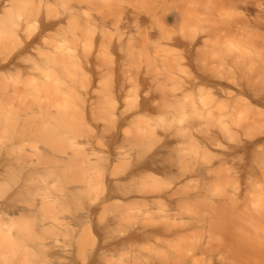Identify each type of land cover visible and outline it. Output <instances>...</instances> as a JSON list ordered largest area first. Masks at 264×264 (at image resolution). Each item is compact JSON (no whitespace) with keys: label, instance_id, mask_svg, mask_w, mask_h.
Listing matches in <instances>:
<instances>
[{"label":"rangeland","instance_id":"obj_1","mask_svg":"<svg viewBox=\"0 0 264 264\" xmlns=\"http://www.w3.org/2000/svg\"><path fill=\"white\" fill-rule=\"evenodd\" d=\"M21 1H23V0H20L18 2V3H20V7L19 6L17 8L14 7V9L8 10L6 12L0 11L1 12L0 17H3L2 19H0V28L2 29V31H0V59L2 57L5 59L7 58L6 60L10 59V57L13 58L9 64H6L4 66L0 65V168H2L4 163L6 162L5 161L6 159H4L5 157L9 158L8 160H10L11 158H15L16 160L15 159H12L13 161L11 160L12 165L17 164L16 166L11 165L12 169L9 165V171H7L8 168H6L7 169L6 171L4 170L5 172H4L3 176L5 178L2 176V180H1L2 183L0 182V208H1L0 210L1 211L4 210V211H2L3 213L5 212V214H6V215L3 214L4 217L5 216H7V218H8V216L10 217L8 219L6 218V220L4 222H0V264H93V263L94 264H174L175 262L177 264H180L181 259H182L183 264H187L188 261H190V260H193V263L191 262V264H194V263L198 264L199 261L201 262L199 264H205V263L206 264H214L216 262V260H217V262L215 264H221V263L227 264L228 260H229V264H264V259L261 257V253H258L259 249L256 246V243H254V241H252V243H253L252 246H250V248H247L252 252L251 255L249 253L250 251L249 252L245 251V250H247L246 248L244 250L245 255L242 253L243 251L240 252L241 251L240 247H243L242 245L239 246L240 251L238 250L239 248H237L238 245L236 246V243L242 244V243H239L241 241L240 238H242L240 236L241 235L240 232H239V234H240L239 240L240 241L239 242L236 241V243H234L236 236L233 237V235L235 233L232 235V237H233L232 238V237H230L231 233L228 231L230 233L228 239L232 238L234 241L232 242V240H230L229 242L232 246H230V244H228L226 246V248H224V246L226 245V242H228V240L225 237H227L226 234H229V233L224 234L225 239L220 237L223 235L222 232H220V233H222V235H220V233H218L219 232L218 230H220L221 227H219V225H218V228H216L217 229L216 230L215 225H214L215 222L219 221V220L217 218H216L217 219L216 221L214 220L215 219L214 210L210 209V207L212 208V206H211L212 202L207 203L209 201H213V202H215V204L224 203V201L226 199L228 200L227 196L229 197V195L237 194L236 192L239 188L240 189L238 190V193H239L238 195L240 196L241 194L244 195L243 193L246 191V188L248 191L249 187L251 186L250 190L248 192H246V193H248V194H246L247 197H248V195L251 196L249 198L250 200L247 198H244L245 196H240L241 197L240 199H242V197H243L244 201H245V204H244V201L242 199L241 205H243V204L248 205L247 209L250 208L251 211H248L247 209H246V211L251 212L252 214H253V212L256 213L257 215L253 214L255 217H257L258 214L260 215L261 209L263 208L262 206H264V145L257 146L256 148H253L252 150H250L251 149L250 148L246 152H245V150H243L241 148V146L237 147V144L239 145L240 142H242L241 140H245L244 142H246L247 140L251 141V140H249V139H251V137L255 136L256 134H260V133L264 132V115H263V112H261L260 106L256 105V104H251V105H253L251 108L245 107L243 104H244V102L249 100L248 97L244 98L243 100H237V98H235L233 100H231V99L225 100V98L224 99L221 98L222 100L220 99V100L214 101V102L212 101L211 97H210V99H208V97H207L205 100L206 101L209 100V101L204 102V104H202L200 102L201 101L200 98L198 96H196L198 93V90L203 89L204 87H205V89H203V91H206V90L211 91L212 89H214V86H212L210 84H209V86H207L208 84L207 85L203 84L205 86L201 87L202 83H199L200 85L197 84L198 86H196V89H195V87L193 88V91H191L192 95H190L191 98H186V97L183 98L184 96H182V98L177 97L178 99L177 98L172 99L171 97H164V95L158 97V95H160V93H161L160 92L161 89H162L161 91H163V90H165L164 88H166V89L169 88L171 90V92H173L172 89H174V88H172V86L175 87V91L179 92L181 90V92H182L183 88L179 89V87L182 86L184 83H186L188 81V79L190 80L189 77L191 76V78H192V74L193 75L196 74V72L199 70L196 68H198V67L201 68L206 63H209V62H207V58L209 56L208 54H210V51H208L209 49L207 47L204 49H203V47L202 48L200 47V49L197 50L198 51L197 53L199 55H202V56L206 55V57L204 56L205 59L203 58L204 59L203 60L194 51L191 53V55H190L191 58H190L189 53L187 52L188 50L186 51V46L176 45V47H177L176 48L175 45L174 46L168 45V46H172V49L170 47L167 49L165 46L167 44H164V43H167L166 38H164L165 32L167 33V31L169 32V30L172 32L175 31V33L178 36H181L182 32H183L184 37H182L183 35L181 37L185 38L186 41H189L192 38V36L194 35V33H195V35L198 34L197 36H199L200 31L205 30V28L202 29V26L206 27V29H207V28H209L208 26H211V24H213V22L215 21V20H213V17L219 18V20L221 18L220 16H223V18L225 17L224 12H226L227 10H225L224 8L220 9L221 3L217 0H214V1L212 0L211 2H209L210 0H202V1H204L203 3L199 2L201 0H197L198 2L195 1V3L197 2L196 5L194 3V0L193 1L192 0H178L179 2L177 1L176 3L174 2L175 0L174 1L173 0H158V1L157 0L156 1L155 0H149L148 1L149 4H148V2L146 3V1H144L145 2V4H144V2H140V0L139 1L138 0L137 1L136 0H133V1L132 0H123V1L122 0H114V1L109 0V3L106 0H98L99 2L97 0H95V1L92 0L95 4L100 3V4H98L99 6H97L91 0H88V1L79 0L78 2H77V0H28V1L26 0L23 2H21ZM80 1L82 2V6L80 4L81 3ZM134 1H135V4H138V6H140V8L136 7V5L134 4ZM161 1H163V2H161ZM215 1H217L219 3V4L217 3L218 4L217 8L215 6L216 5ZM116 2H118L119 4ZM138 2L141 4L143 3L144 5L143 4L139 5ZM168 2H169V4H168ZM181 2H182V4H180ZM121 3H123V4H121ZM131 3H133V4H131ZM161 3H163L164 5L162 6ZM74 4L75 5L77 4L78 6L77 5L75 6ZM167 4H168V7L166 6ZM174 4H176V5H174ZM191 4H194V5H191ZM199 4H201V5H199ZM203 4H205V5H203ZM210 4H212L214 6H212ZM87 5L89 6V8ZM181 5H184V6L181 7ZM79 6H81L83 8L84 12H83V10H79V9H81V7H79ZM91 6H92V8H91ZM151 6H153L154 10L151 8ZM191 6L192 7L195 6V8L194 7L192 8ZM200 6H201V9L198 10ZM157 7H158V9H157ZM175 7H177V9ZM188 7L190 9H188ZM210 7H212V8L210 9ZM114 8L116 9L115 11H113ZM119 8H121V9H119ZM150 8H151V10H150ZM163 8H166V9L164 10ZM169 8L172 11H170ZM182 8H183V10H181ZM202 8H204V10ZM111 9H112V13H109L111 11ZM194 9L197 10V12L196 11L192 12V10H194ZM205 9H207V10H205ZM208 9H210L211 12L213 11V13H211ZM103 10H105V11H103ZM107 10L109 11L108 12L109 14L106 13ZM117 10H122V11L119 12ZM134 10H135V12H134ZM140 10H142V11H140ZM148 10H150V12H152V13L150 14ZM166 10L168 11L169 15L167 14ZM185 10H188L189 12L188 11L186 12ZM221 10H223V12ZM85 11H87V12H85ZM101 11H103V12L99 13ZM116 11H117V13L119 12L118 14L120 16L117 13H115ZM125 11H126V14L124 13ZM129 11H131L133 14ZM161 11H162V13H161ZM173 11L176 13L177 16L179 13V16H178L179 18L177 16L175 17V13ZM177 11H180V12L182 11L181 12L182 15L180 12L177 13ZM203 11L204 12L207 11L206 12L207 15ZM214 11L215 12L218 11L217 14ZM113 12L115 14V18H114ZM164 12L168 15L166 18H165L166 15L164 16V14H165ZM11 13H13V16ZM88 13L90 14L89 15L90 17H87ZM143 13H144V16H143ZM184 13L185 14L188 13L189 15H185ZM196 13H197V15H199V14H202V15H200V17L199 16L197 17ZM229 13L226 16H229ZM69 14L70 15L72 14L71 15L72 19L74 16L76 17V19H74L73 22L71 21L72 19H71V16H69ZM97 14L98 15L101 14V15L98 16ZM106 14H108V15H106ZM116 14H117V17H116ZM183 14L185 16H188V17H184ZM9 15L12 16L11 20L14 21L15 23L14 22L11 23L8 20L10 17ZM203 15H204V17H203ZM137 16H139V17H137ZM217 16H219V17H217ZM43 17L47 21H53V24L50 27H47V29H45L42 33V31L40 30V19ZM181 17H184V21L182 20ZM101 18H104V19H101ZM175 18L176 19L178 18L179 21L178 20L176 21ZM185 18H187V20ZM188 18H190L191 20L189 21ZM90 19H91V21H90ZM106 19H108V20H106ZM120 19L121 20L123 19V20L121 21ZM136 19L137 20L139 19L141 21H139V20L137 21ZM205 19L211 23H208ZM210 19H212L213 21L212 20L210 21ZM99 20H102V22ZM105 20L107 22H105ZM132 20H134V21H132ZM180 20H181V23H180ZM192 20H195V22ZM203 20H205L206 22L204 21L205 22L204 23ZM116 21H117V23H116ZM174 21L178 22V24L176 25L175 24L176 22H174ZM186 21H189V22H186ZM88 22H89V24H88ZM165 22H168L170 24L165 23ZM183 22H185V23L183 24ZM197 22H200V23H197ZM215 22H217V21H215ZM109 23H110V25H109ZM121 23H122V25H121ZM134 23H136V25H139V26H136ZM218 23H219V21H218ZM114 24H116V25L114 26ZM117 24L120 27H118ZM147 24H149L150 26ZM162 24H163V26H162ZM189 24L192 26H190ZM90 25H92V26L90 27ZM74 26L76 27L77 32H76V30H74L75 29ZM123 26H125V27H123ZM164 26H168L170 29H168V28H167L168 30L165 29L164 33H163V30L161 32L160 29L162 27L166 28ZM126 27L128 29H125ZM176 27H177V29H176ZM180 27H182V28H180ZM186 27H188V28H186ZM189 27H190V31L189 30L188 31L190 32L189 33L190 35L186 32V29H189ZM19 28L22 30L24 28V31H23L24 33L21 31L22 32L21 34H23V35H21V37L18 35L19 31H16ZM99 28L101 29V31L103 29L102 33H101ZM105 28H108V29H105ZM118 28H120V29L118 30ZM122 28L124 29L123 31L121 30ZM199 28H201V29H199ZM80 29H81V31H80ZM94 29H95V32L97 34L94 33ZM131 29H133V30H131ZM157 29L161 32V34L159 33V31ZM171 29H173V30H171ZM195 29L197 30V32H195L196 31ZM108 30H110V32ZM120 30H121V32H119ZM128 30H130V31H128ZM143 30L146 32L143 33L142 32ZM177 30H178V33H177ZM80 32H81V34H80ZM192 32H193V34H192ZM203 32H201V35H204V34H202ZM88 33H90V35H88V37H86ZM113 33H114L115 37L112 36ZM121 33H123V34H121ZM140 33H142V34H140ZM25 34H28V35H25ZM38 34L39 35L41 34L40 39L38 36L39 41L37 39H35L33 45L31 44V46H29L25 49H22V47L20 46L21 43L19 41L20 40L19 38H23L24 36L26 37L29 35L31 36L30 38H32V37L37 36ZM104 34L105 35L108 34V35H106L108 37L104 36ZM138 34H139V36H137ZM151 34H152V36H151ZM75 35H76V37H75ZM91 35H93V37ZM131 35H133V36L131 37ZM141 35H142V37L145 35L143 38L141 37L143 40H141V38H139ZM110 36H111V38H110ZM146 36L147 37L149 36L150 38L148 39ZM72 37H74V38H72ZM118 37L122 38L120 40L123 43V46L121 48L118 46H114V45L118 44L117 43V41H119ZM213 37H214V35L212 37L210 36L208 42L213 43V41H215L214 39H217V38H213ZM244 37L242 39H239L240 41H238V42H237V40H238L237 39L236 42L232 43V45L235 43L233 45V46H235L237 43H239V42L242 43L243 41H245L242 44L246 43L247 44V45L245 44L246 47H248L249 45L251 46L253 43L252 44L248 43V42H250V40L249 41L247 40V39H249L248 37H250V39L253 38L255 40V41H253V40L251 41V42H254V44H255V42H256V44L259 43V40L262 38H263V41L262 40H260V41H261V43L264 42V37L248 36V37H245V38H247L246 39L247 41L244 39ZM124 38H126V40H127L126 42H125ZM188 38H189V40H188ZM258 38H259V40H258ZM87 39L90 41L89 42V44L91 43L90 45L88 44ZM144 39H146V40H144ZM151 39L153 41H151ZM101 40H103L105 42V44H103L104 42L102 41L103 42L102 43ZM161 40H163V41H161ZM207 40H208V38H207ZM241 40H242V42H241ZM84 41H87L88 46H86V43H84ZM134 41H136V42H134ZM72 42H75V43L73 44ZM81 42H83V43H81ZM106 42H109L108 45L106 44ZM145 42H147L148 44ZM133 43L135 45L138 43V45L135 46ZM159 43H160V45H159ZM240 43H239V45H240ZM261 43H259V45H261ZM82 44H84V45L81 46ZM143 44H145L144 46H146V47H144ZM97 45L100 46V49L103 52L100 49H98ZM19 46H20V49H19ZM101 46H103V47H101ZM229 46H230V43L222 45L223 48L220 50V52L222 50H224L223 52H225L226 50L236 52L237 48H235L236 49L235 50L233 46H232V48H231V46L230 47ZM263 46H264V43H263ZM48 47H50V48H48ZM68 47L70 48L69 51L67 49ZM81 47L82 48L84 47L83 50ZM88 47L89 48L92 47V48L89 49ZM112 47H114V49ZM138 47H142L143 50H142V48L139 49ZM164 47L166 48L165 50H164ZM252 47H253V45H252ZM256 47L258 48V50H256L257 48L254 49L255 47L252 49L249 47V49L252 50V52L249 49H247V51L249 50L251 52V54H253V57H251L252 55L250 54V52L248 55L245 48L244 49L242 48V50H244V52H245L243 58L245 60H248V57H251L248 60L250 62V60L253 59L254 56L256 55L255 51L257 52L260 50V53H261L262 46H256ZM64 48H66V49H64ZM85 48H87L90 51V53L87 54V52H89V51L87 49L85 50ZM146 48L148 49L147 51H146ZM155 48L158 50H156ZM75 49H76V52L79 54V56H80V54H82L78 60H71L68 57H67V59H69L68 61H67V59H64V58H66L68 53H70L71 51L74 52ZM137 49H139V51ZM176 49H178V50H176ZM180 49L182 52L179 51ZM206 49H207V52L204 51ZM62 50L65 52H63ZM133 50H135V51H133ZM149 50H150V53L152 54V59H154L153 60L154 62L151 61L152 60L151 57H148V59L150 58L149 60L146 59L147 54L149 53ZM239 50L242 52L241 48ZM60 51H62L63 53ZM66 51H68V52L66 53ZM107 51H109V53H106ZM115 51H117V52H115ZM119 51H120V54H119ZM160 51L162 53L163 52L164 53L162 54ZM173 51H176V53ZM199 51L203 54H201ZM80 52H82V53H80ZM127 52L129 54L130 53L132 54V52H134L133 55H135V56H132L131 54L129 55V54H127ZM152 52H154V53H152ZM205 52L207 54H204ZM223 52H221V53H223ZM60 53H62V55L66 54L65 57L63 58V56ZM96 53H98V54H96ZM99 53H102V54L100 55ZM150 53L148 54V56L150 55ZM219 53H215V56L219 57V56H217ZM89 54H91V55H89ZM105 54L107 55V58L110 57L111 54H113L114 56L112 55L113 58L111 56V58H109L108 61H106L105 60L106 57L101 58L103 56H106ZM109 54H110V56H108ZM153 54H154V56L157 55L158 58L156 56L154 58ZM178 54H180V55H178ZM13 55L15 57H13ZM94 55H95V57L102 59V62L104 64L102 62H100L101 61L100 59H97V58L94 59ZM145 55H146V57H144ZM164 55L170 56V57L168 56V62L169 63L165 62V63H167L168 67L166 66V64L162 65V62H163L162 58L163 57L165 58ZM182 55L185 56L184 58H188V59H185L186 61L183 58L180 59V57ZM196 55H197V57L199 56L198 59H197ZM258 55L259 54H257V56H255V58L258 57ZM83 56H85V57L82 58ZM86 56L92 57L93 60H95L94 62L98 61L96 64L94 63L93 70H89V69L87 70V68H88L87 63H85L86 58H87ZM125 56L131 60V63H130V60L126 59ZM167 56L165 59H167ZM175 56L177 58H178V56H180L178 58V63H177V58ZM213 56L214 55L211 56V59ZM138 57H140V58H138ZM143 57H144V59H146L145 61H144ZM173 57H175V58H173ZM259 57H260V55H259ZM156 58H157V61H158V59H160L159 60L160 62L162 59V62L160 63L158 61V63L162 65V66L160 65L161 68L165 67L166 70H168V71H166L164 68H163L164 70H162L160 68L158 63L155 62ZM170 58L172 60H170ZM189 58H190V60H189ZM110 59H112V60H110ZM123 59H124V61L126 60L125 61L126 64L123 63L124 62ZM138 59H140V60H138ZM195 59H196V61L197 60L200 61V59H202V60H201V62H198V61L196 62ZM119 60H121V61H119ZM127 61L131 65L127 64L128 63ZM148 61L152 62L153 64L156 63L159 66L160 70H158L159 69V68H157L158 66H156V69L153 68L155 66V64L153 66V64L151 63V65L149 66L150 63H148ZM174 61H176L177 65L182 64V63L184 64L183 66L180 65L183 68L182 72L179 71V69H181L180 67H178L177 65L175 66ZM188 61H190V64H192V65H190ZM202 61L203 62L205 61V62L203 63ZM109 62L114 63L112 65H114L115 67L113 66V68H110L111 63H109ZM120 62H121V65H120ZM140 62L142 65L140 64ZM145 62H147V63H145ZM75 63H79V65L77 64V66H82V68L80 67V69L83 72L79 71L80 69L75 65ZM106 63H107V65H106ZM134 63H136V65ZM137 63H138V67H139L138 71L136 69ZM172 63H173V66H172ZM198 63H201V64L198 65ZM202 63H203V65H202ZM259 63L261 64V62H259ZM71 64H72V66H71ZM127 65H128V67L130 66L129 69L127 68ZM185 65H186V67H185ZM196 65H197V67H196ZM85 66H86V68H85ZM108 66L110 69L107 68ZM116 66H117V68H116ZM120 66H122V67H120ZM132 66H134L133 68L137 72L136 75H135V70L133 68H132L133 70L130 69ZM140 66H141V68H140ZM151 66H152V69H151ZM262 66L263 67H261V65L258 66V67H260L259 70L261 72L264 71L263 63H262ZM52 67L54 68V71L58 67H59V69L61 67H63V70H62V68L60 69L62 72L61 73L62 75L60 74V72H59L60 70H58V69L55 72H57V73L59 72L58 73L59 75H57V74L55 75V73H54V76L60 77V78L57 77L59 79L58 83H55V82L52 83V82L46 80L47 79L46 76L48 74L44 75V74L49 73V72L51 73V74L49 73L50 75H53V71L48 70V69H53ZM103 67L107 68V71H105L106 69ZM148 67H149L150 71L147 69ZM175 67H177L178 69H176ZM70 68H71V70H70ZM95 68L96 69L98 68V70H96ZM122 68L127 69V73L130 72L127 75L131 76L130 74H132V77H131L132 79L130 78V81H132L133 83H134V81L135 82L137 81V83L132 84L131 82H129L130 84L128 83L129 87H127L128 90L126 91V96H124L126 98L123 97L122 99H120V97H117V95L115 94V91L113 92V90L117 89L116 88L117 83H118L117 73L119 71H121L120 69H122ZM186 69L189 72L191 71L192 73L191 72L189 73ZM109 70L110 71L112 70L113 73H112V71L110 72ZM145 70H148L149 73H148V71L145 72ZM43 71H44V73H42ZM102 71H104V72L101 73ZM108 71L112 75H110L109 73H106ZM156 71H160L162 77H160V73L156 72ZM165 71L169 73L168 76H167L168 73L165 75L162 74V73H166ZM122 72L123 71H121V74H123ZM124 72H126V71H124ZM78 73H79V75H77ZM87 73H88V75H87ZM141 73L142 74L144 73V74L142 75ZM153 73H154V75H153ZM157 73L159 74V76L156 75ZM172 73L174 75L176 74L175 76L177 78L180 76V79H179L180 82L177 81L178 79L175 80L176 77ZM95 74L96 75L98 74L99 77L98 76L95 77L96 76ZM125 74L126 73H124V75ZM177 74L179 76H177ZM42 75H44L46 77V79H43L45 77H43ZM68 75H70V77ZM72 75H75L77 77L72 76ZM144 75H145V77H149L152 75L154 78L156 76V79L159 77L160 80L163 79L164 83L162 81V83H158V85L156 84L157 91H155L153 89V88H155V86H152L153 84L151 86H149L150 84H148L147 82H144L143 79L142 80L140 79ZM78 76H80V77H78ZM102 76H103V78H102ZM110 76H113V81H112V79L111 80L109 79ZM166 76L168 78H170V77L171 78L168 79ZM71 77L72 78L75 77V80H74V78L72 79ZM85 77H86V80H88V81H86L84 79ZM89 77H90V79H87ZM136 77H138V78H136ZM172 77H174V79H172ZM142 78H144V77H142ZM166 78H167V80H165ZM72 80H73V82H72ZM78 80H79V82H78ZM108 81H109V83L110 82L111 83L107 84ZM181 81H183V82H181ZM102 82H104V83H102ZM156 82H159V80L157 79ZM166 82H169V84L168 83L166 84ZM88 83H89L90 87H89ZM112 83H114V84H112ZM94 84L95 85L97 84V85L95 86ZM100 84H102V85H100ZM164 84H165V86H164ZM263 84H264V79L262 80V82L258 83V85H259L258 87H260L259 89L262 88V90H264ZM86 85H87L88 89L85 87ZM146 85H147V87H146ZM159 85H160V87H159ZM157 86H158V88H157ZM100 87H101V89H100ZM104 87L106 89H104ZM110 87H112L114 89L112 90V88L110 89ZM140 87L143 89V91H144V89H145V91H147L149 89L146 90V88L151 87V90L153 89L155 91V94H157V95H155V97H153L154 99L152 98L148 102V106H149L148 108H144V109L141 108V105L143 104L142 93L144 94L145 91L143 92L142 89H139ZM93 88H95V90ZM108 88L110 89V92H112L111 95L114 93L113 94L114 97L112 96V98H111L110 92L108 94V91H109ZM130 88L131 89L134 88V90L132 91L133 93H135L137 95V93L139 92V94L137 96L135 94L133 95V93H131ZM136 88L138 89V91ZM176 88H178V89H176ZM129 89H130V92H129ZM135 89H136V91H135ZM93 90L95 92H96V90H98V91L96 93H93L92 95H91V93L89 94V92H91V91L94 92ZM104 90L107 93L104 92ZM170 90H168V91H170ZM86 92L88 94L87 96H86ZM101 92H103L104 94H99L100 98L98 97L99 98L98 99L96 96H98V93H101ZM194 92H195V94L193 95ZM103 96H104V98H103ZM106 96H108V97H106ZM127 96H129V97H127ZM109 97H110V99H109ZM84 98L86 101L82 100ZM103 99H106V100H103ZM80 100L84 104L83 103L81 104ZM205 103H207L206 105H208V103H210L208 107H211V108H208L207 106H205V107L208 110H211V112L210 111H207V112L203 111V110H206V108L204 109L201 107L203 105H205ZM201 104H202V106L200 107ZM234 104H237L238 106L237 107L235 106V108H234V106H232ZM230 107L235 109V110L231 109L234 112L229 110ZM220 119L221 120L224 119L223 120L224 123L223 122L221 124H219L220 122L217 123L218 121H220ZM223 124L226 126L224 127ZM114 126H116V127H114ZM114 128H115V130H114ZM214 129H216V130L214 131ZM173 130L178 132L177 133L178 137L175 135L176 132H174ZM210 130H212L213 133ZM223 130H226V132ZM168 131L170 133H167ZM172 131L175 133L174 135L176 136V138L174 135L170 136L171 134H173ZM218 131H219V133H217ZM222 131L224 133H222ZM208 132H211L212 134H216V135L219 134V135H217L218 139L215 138L216 135H213V137L216 140L213 139V137L210 136L211 133H208ZM166 134L169 135L168 136L169 139H167L168 137ZM118 135H120V136H118ZM220 135H221V137H220ZM209 136L211 138H209ZM116 137H118V138H116ZM170 137H172V138H170ZM170 139H172V140H170ZM210 139L215 140L216 143H215V141H214V143H211L212 140L209 141ZM204 140L205 141L207 140V141L205 142ZM217 141H219V142H217ZM185 142L188 145H186ZM77 143H79V144L77 145ZM82 143L83 144L85 143V144L83 145ZM177 144L178 145L180 144L183 146L179 147ZM212 144H214V145H212ZM218 144H220V145H218ZM76 145L78 148L79 147L80 148L81 147L87 148L85 150H87L88 152L90 150L89 153H94L93 155H90L91 160H92V165H91L92 167L90 165H88L83 160L84 158L83 159L79 158L80 161L83 160L81 162H84L83 166L80 167V165L82 163L77 158L82 154H81V152H79V151H81L80 148H79V150L75 148ZM215 145H217V146H215ZM234 145H236V147L238 149ZM188 146H190V147H188ZM232 147H235L237 150L235 148H233L235 150L231 149ZM185 148H187V149H185ZM212 148H214V149H212ZM239 148L242 150H239ZM181 149L182 150L184 149L183 153L184 152L186 153L188 151L187 152L188 155L187 154L182 155V153H181L182 151H180ZM230 149L232 151H230ZM175 152H177V153H175ZM44 153H46V154H44ZM77 153H79V154H77ZM28 154H29V156L28 157L25 156V158H24V155H28ZM40 154H42V155H40ZM70 154H72V155H70ZM176 154H177V156H176ZM53 155L54 156L56 155V156L54 157ZM60 155L62 156V158ZM73 155L74 156L79 155V156L73 157ZM38 156L40 157V159L41 158L42 159L40 160ZM51 156H52V159H51ZM71 156L73 157V160H72ZM26 157L28 159L25 161ZM30 157H31V159H30ZM43 157L46 161L43 160ZM64 157H68L69 159L65 158L64 161L62 160L63 162L61 165V162H59V161H61L60 159H63ZM80 157H83V156H80ZM147 157H151L150 161L153 162L152 165L150 163L147 166V167H149L151 165L149 168L143 167L144 170H143V168H141L142 170L140 169L141 171H139V173H137L138 170L137 171L134 170L135 162L138 163L139 162L138 160L141 161ZM173 157H175V158H173ZM57 158H59V159H57ZM74 158H75V161H74ZM223 158H224V160H223ZM76 159H77V161H76ZM171 159L173 161H171ZM28 160H30L31 162H33V160H37L39 162V160H40V162H41V163H37L38 168H36L37 167L36 165L31 166V170L34 171V169L36 168L35 170L39 171V172H36V174H35L36 177L34 178L35 179L34 183L36 185V188L38 187V189H39L41 187L40 189H42L43 191H46V192H42V193L45 194L44 196L47 195L46 197H50V200H48V202L51 201L49 203L50 205H51V203L54 204V202H52V201L57 200V201H59L58 205L60 204V207L62 205L63 208L62 207L60 208L59 206H57V208L59 207L57 209L53 205H51V206L55 207L56 209L53 207L48 208V206H47L48 204L46 203L47 205L44 204L46 206V208L44 211H42L40 209V206H39L41 203L40 202H39L40 204L38 203V201H39L38 195H37L38 197L36 199L37 193L35 194V199H36L35 205H30L29 202H27V198H29V196H26L25 194H22V193H19V194L15 193L17 191L16 189H18L19 184L21 185L23 182H25V178H21V176H20L21 173L19 174V171L21 169L22 170L24 169V167L26 166L25 163L29 164ZM170 161L172 163L173 162L176 163V161L180 162V163H176V164L174 163V166L178 164L179 167L175 166V167H177L176 169L174 167L173 170H170L169 163L172 164ZM195 161L197 162L196 164H194L196 167L193 166V163ZM2 162H3V165H2ZM13 162H14V164H13ZM52 162H56V163H52ZM64 162H67V164ZM70 162H71V164H70ZM74 162L80 163L79 166L77 164H74ZM198 162H199V164H198ZM59 163L61 166L58 165ZM85 163L87 165H85ZM227 163L229 166L227 165ZM30 164L33 165V163H30ZM30 164H29V166H30ZM51 164L52 165L54 164V166L51 167L52 166ZM69 164H70V166H69ZM57 166H58V169H56L57 170L56 171L55 168H57ZM165 166H166V168H165ZM197 166H199V167L197 168ZM200 166L202 167L203 170H201ZM226 166H228V167H226ZM231 166L233 167V169H231L232 168ZM237 166H240V167H237ZM83 167H85V168L83 169ZM28 168L29 167H27L26 169H28ZM51 168H52V171H51ZM43 169H45V170H43ZM86 169L89 172L86 171ZM132 169H133V171H132ZM229 169H231V170H229ZM40 170H42V172ZM84 170L86 171V173ZM167 170H170L171 172L167 171ZM235 170H237V171H235ZM183 171H184L185 175H187V176L182 174ZM227 172L232 173L231 174L232 177H230V175H229L230 173H227ZM6 173H7V175L5 176ZM38 173H39V175H38ZM41 173H42V175H41ZM46 174L47 175L51 174V175L47 176ZM133 174H135V175H133ZM180 174H182V176L184 175V177L182 178L183 180L179 179L182 177V176H180ZM220 175H222L221 177L223 179L220 177ZM38 176H42V177L40 178ZM45 178H46V180H45ZM229 178L231 180H228ZM85 179H86V181H84ZM234 179L236 181H234ZM48 180H49V182H48ZM32 181L33 180H31V181L29 180L26 182L32 183V185L34 186V183ZM41 181H44V182L41 183ZM46 181L48 183H46ZM110 181L112 182V184H113V182L117 183V184L119 183V185L122 184V185H120V187L123 186V188H124L122 190V193L124 192L123 194H125V195L122 194L123 197L121 196V194H120L121 190L119 189L120 191L118 190L119 191L118 192L116 190V192H118L120 195L118 193L114 192L113 193L114 195L110 196L113 198H111V199L109 198V200L107 199L108 198V189H109L108 185L111 183ZM213 181L215 183H213ZM228 181L229 182L231 181L230 184ZM84 182H87V183H84ZM182 182L183 183L185 182V183L183 184ZM203 182H204V184L202 186L201 183H203ZM175 183L177 184V187H182V189L176 188ZM178 183H179V185H180V183L183 185L178 186ZM186 183H188V185ZM226 183H228L230 186ZM40 184H42V185H40ZM46 184H48V185H46ZM247 184H249V185H247ZM88 185H89V188H87ZM128 185H131V186L133 185L134 188H132L131 186H128ZM196 185H198V186L196 187ZM205 185H206L205 189H207L206 194L204 192L205 191L204 190ZM235 185H236V187H235ZM245 185L249 186V187H245ZM81 186L82 187L87 186L86 187L87 189L86 188L82 189ZM126 186H128L129 188H127ZM191 186H193L195 188H192ZM199 186H200V188H199ZM125 187H126V190H128L127 191L128 193L127 192L125 193V191H126ZM137 187L139 188V191H141V190L147 191L148 194L151 195L150 197H154L153 199H155V201L147 202V203L144 202L143 200L139 201L142 199V196L139 195L142 191L140 193H137L138 192ZM170 187H171V189L174 187V189H176V192H178L179 191L178 189H180V191H179L180 194L178 193L179 195L177 194L176 196L183 195V193L187 192L186 188L189 189L190 187H191L190 189L192 191L195 189L193 192L191 191L192 193L199 192V191H201L200 189H203L202 192H200V194L202 193L201 194L202 196L200 195L197 197L187 198L185 200V202H181V203L185 204L184 206L182 204L183 208L180 206L181 203L174 204L175 207H174V205H172L173 208H171V205L167 206V204H165V203H163L164 205H161L162 202L160 201V199H157V194L160 193V192L158 193V191L159 190L165 191V189L170 190ZM43 188H46V189H43ZM197 188H199L198 189L199 191L196 190ZM226 188H227V190H226ZM233 188H235L236 190ZM81 189L82 190L85 189L84 192L86 194L83 191H81ZM133 189H134V192L132 193ZM135 189L137 192H135ZM183 189L184 190L186 189V191L183 192L184 191ZM42 190H39V191H42ZM12 191L14 193H12ZM79 192L83 193V194H81V196H80ZM152 192L153 193L157 192V194H155V196H154V194ZM249 192H250V194H249ZM38 194L41 195V192ZM49 194H50V196H49ZM67 194H69V195H67ZM204 194L207 197L208 196L209 197L207 198ZM226 194H227V196H224ZM61 195L64 196L65 198L63 197L64 199H62ZM84 195H85V197H84ZM203 195L207 199H205V197H203ZM41 196H43V195H41ZM43 197L42 198L39 197V199H41L43 201V203H45V201L43 200ZM54 197H57V198L55 199ZM201 197H203L204 200ZM52 198H54L55 200ZM68 198H70V199L68 200ZM192 198H193V200H192ZM210 198H211V200H209ZM44 199H45V197H44ZM194 199H195V201H194ZM136 200H138V201H136ZM200 200H202V201H200ZM206 200H207V202H206ZM124 201H126V202H124ZM132 201H133V203L134 202L135 203L133 204ZM221 201H223V202H221ZM22 202H24V203H22ZM119 203L120 204L122 203V204L120 205ZM147 204H149V205H147ZM208 204H210V205H208ZM24 205H27L28 209H27V206H24ZM44 205L43 206L41 205L42 208L44 207ZM202 205H203V207H202ZM92 207L97 209V210H94L95 211V213L93 212L94 214L92 213L93 214L92 215L93 222H91L89 224L84 223L87 225H83V222L79 223V225L74 223L75 221L73 219L75 216L73 214H75L76 217H78L77 219H79V217L82 219L85 216V214H87L86 213L87 210H90V208H92ZM184 207H185V209H184ZM204 207H206V208L204 209ZM179 208H181L182 210L180 211ZM256 208H257V211L259 210L258 211L259 213H257V211H254V209H256ZM59 209H61V211ZM122 209H124V210L122 211ZM171 209H174L175 211L171 210ZM126 210H128V211L126 212ZM252 210H253V212H252ZM132 211H134V212H132ZM32 212L34 214H36L34 216L35 218L33 217V214H30ZM172 212L177 217H175L172 214ZM211 212L214 215L211 214L212 215L211 216L209 214ZM19 213H22V214H19ZM116 213L119 216L122 214L121 215V218H122L121 221L123 223L125 221L128 223H125V225H123V223H122V225H119V224H121V221L118 220L120 218H118V215ZM125 214H127V215H125ZM123 215H125V216H123ZM114 216H115V218H114ZM165 216H167V218ZM203 216H205L206 219ZM4 217H2V219ZM123 217H124V220H123ZM164 217H165V219H164ZM194 217L195 218L197 217V218L195 219ZM11 218L12 219L14 218V219L9 220ZM168 218L170 219L169 221H171V219H172V221H174V222L176 221L178 223L179 222L180 223L191 222L194 225V227L191 228L190 230L186 231V234L183 233L184 234L183 236L180 234H176L175 235L176 237L174 235H172V236H165V235L164 236H160V235L155 236L154 235L153 238L150 236L148 239H145V238H142V239L138 238V240H137V238L133 239V241L131 240L128 242L131 245L130 244L128 245L127 242L124 244L120 243V240L123 239L125 234L127 235L129 233V230L134 231V228H136L137 225H138L137 227H141L142 225H144L146 223V225L149 226L148 224L152 223V224H150V226L151 225L155 226L156 224L157 225L161 224V222H163V221H167ZM112 219H115L116 221L118 220L120 223L118 222V223L113 225V223H115L116 221L115 220L112 221ZM127 219H128V221H127ZM190 219H192L193 222ZM257 219L254 221V223H256V224L253 223L254 227H255V228H253V230L251 228V227H253V224L250 223L251 226L249 225V227H248L249 232H252L254 230L257 231L258 226L260 225L259 224L260 218L258 220ZM54 220L56 221V223L55 222L54 223L57 226H59L60 229L62 227L67 228L66 223H69V224L71 223V224L70 225L68 224V226H69L68 229H65V230H64V228H63V230L61 229L63 232L60 233L61 230L57 231V229L59 227L54 225V223H53ZM129 220H130V222H129ZM187 220H189V221H187ZM6 221H8V222H6ZM198 221H200L201 224ZM256 221L259 223L257 224ZM34 222L36 224H34ZM48 222H50V223L48 224ZM194 222H195V224H194ZM203 222H205V223H203ZM211 222H213L214 224ZM5 223H7V224H5ZM139 223H140V225H139ZM210 223H211V226H212V224L214 226L211 227ZM51 224H53V226ZM80 224H82V225H80ZM202 224H204V225H202ZM205 224H206V226H205ZM207 225L209 227H207ZM113 226H115V227L112 228ZM53 227H55V229ZM56 227H57V229H56ZM76 227H77V229L74 230V228H76ZM196 228H198V229L202 228L200 230L201 233H200V231L196 230ZM210 228H212L213 231H211ZM240 228L241 227H238V229H240ZM66 230H68V231H66ZM64 231H66L68 235ZM221 231H222V229H221ZM236 231L238 232V230H236ZM223 232L225 233L226 231H223ZM199 234H200V236H199L200 238H197ZM80 235H81V237H79ZM206 235H208V238ZM168 237H170L171 239ZM172 237H175V238H172ZM183 238H186V239H184L185 241L182 240ZM207 240H209V242ZM225 240H227V241L225 242ZM236 240H237V237H236ZM112 241H114V242H112ZM211 241L213 242L214 245L212 244ZM215 242L216 243L218 242L217 245ZM201 243H204V244H201ZM224 243H225V245L222 246ZM109 244L110 245L112 244L113 249H111L112 247H110ZM114 244L116 245V248H114L115 247ZM122 244H123V246H122ZM171 244H173V245H171ZM174 244H176V246ZM254 244H255V246H254ZM119 245H121V246H119ZM204 245L205 246L208 245V246L205 247ZM213 246H215L217 249H215V247H213ZM101 247L106 249V253H105L107 255L106 257H105V255L103 258L100 256L99 251H100ZM235 248L237 249V251ZM253 248H254V250H252ZM114 249H116L118 251H116ZM213 250H216V251L214 252ZM174 252H176V253H174ZM238 252L240 254H238ZM94 253H95V255H93ZM210 253H211V255H210ZM215 253H216V255H215ZM224 253H226L227 255H225ZM170 254H171V256H170ZM223 254L225 255V257L226 256L227 257L225 258L223 256ZM246 254H248V255L246 256ZM214 255H215V257H213ZM258 255H260V256L258 257ZM220 256L221 257L223 256V259L224 258L225 259L222 260V258ZM249 256H250V258H248ZM100 257H101V259H100ZM170 257H172V259ZM209 257L210 258L212 257V258L210 259ZM254 257H255V259H254ZM260 257L263 260H261ZM183 258L184 259L187 258V261H185L186 260L185 259L184 260L185 262H184ZM219 258H220V260H219ZM257 258L259 259V261ZM194 259L196 262H194ZM249 259H251V260H249ZM254 260H255V262H254ZM98 261H100V262H98ZM223 261H224V263H223Z\"/></svg>","mask_w":264,"mask_h":264},{"label":"bare ground","instance_id":"obj_2","mask_svg":"<svg viewBox=\"0 0 264 264\" xmlns=\"http://www.w3.org/2000/svg\"><path fill=\"white\" fill-rule=\"evenodd\" d=\"M20 0H0V11L2 12H6V11H8V10H11V9H14V7H20V3H18ZM23 1H26V0H23ZM23 1H21V2H23ZM28 1V0H27ZM79 0H77V2H78ZM84 1V0H83ZM86 1H88V0H86ZM92 1V0H91ZM93 1H95V0H93ZM92 1V2H93ZM98 1V0H97ZM108 3H109V0H106ZM112 1H114V0H112ZM123 1V0H122ZM133 1V0H132ZM137 1V0H136ZM139 1V0H138ZM144 1H146V3L149 1V0H140V2H144ZM156 1V0H155ZM158 1V0H157ZM174 1V0H173ZM178 0H175L174 2L176 3ZM193 1V0H192ZM195 1H197V0H194V3H195ZM212 0H210L209 2H211ZM214 1V0H213ZM217 1H219L221 4V8L220 9H222V8H224L225 10H227L226 12H224L225 13V17L223 18V16H220L221 18H220V20H219V18H214L213 17V20H215V21H217V22H213V24H211V26H208L209 28H207L206 29V27H203L201 24V26H202V29L203 28H205V30H201L200 31V33H199V36H197L198 34H196L195 35V33H194V37L192 36V38L189 40V38H188V40L189 41H186L185 40V38H182V37H184V33L182 32V37L181 36H178L176 33H175V31H170L169 30V32L167 31V33L165 32V35H164V38H166V40H167V43H164V44H167V45H165L166 46V48L168 49L169 47L172 49V46H174L175 45V47H176V45H180V46H186V51L189 53V57L191 58V53L194 51V52H198L197 50L198 49H200V47L202 48L203 47V49L204 48H208L209 50L208 51H210V54H208L209 56H208V58H207V62H209V63H206L205 65H203V63L205 62H203L202 63V65H203V67H201V68H196V69H199L197 72H196V74H192V78H191V76L189 77L190 78V80L188 79V81L186 82V83H182L183 85L182 86H180L179 87V89L180 88H183L182 89V92H181V90L179 91V92H177V91H175V87H173L172 86V88H174V89H172L173 90V92H171V90L169 89V88H164L165 90H163V91H161L160 89V95H158V97L159 96H162V95H164V97H171L172 99H176L177 97H179V98H182V96H184L183 98H191V96L190 95H192V93H191V91H193V88L195 87V89H196V86H198L197 84H199V83H202L201 85V87H203V86H205V85H203V84H208L207 86H209V84L210 85H212V86H214V89H212L211 91L210 90H206V91H203V89H205V87L203 88V89H200V90H198V93H197V95L196 96H198L199 98H200V102L202 103V104H204V102H207V101H209V100H205L207 97H208V99H210V97L212 98V101L214 102V101H218V100H220L221 98H225V100H233V99H235V98H237V100H243L244 98H246V97H248L249 98V100L248 101H246V102H244V106L245 107H252L253 105H251V104H256V105H259L260 106V109H261V112H263V115H264V90H262V88L261 89H259L260 87H258L259 85H258V83H260V82H262V80L264 79V71H260L259 70V68L260 67H258L259 65H261V67H263L262 66V63H263V65H264V46H263V43H261V41L260 40H262L263 41V38L262 39H260L259 40V38H258V40H259V43H261V45H259V43H257L256 44V42H255V44H254V42H251L252 40L253 41H255L253 38L252 39H250V37H248V36H260V37H264V0H217ZM217 1H215L216 2V8H217V5L219 4ZM35 2V1H34ZM81 2V1H80ZM99 2V1H98ZM161 2H163V1H161ZM179 2V1H178ZM190 2V1H189ZM198 2V1H197ZM196 2V3H197ZM199 2H204V1H199ZM76 3V2H75ZM91 3V2H90ZM94 3V2H93ZM92 3V4H93ZM97 3V2H96ZM107 3V4H108ZM116 3H118V2H116ZM139 3V2H138ZM173 3V2H172ZM196 3H195V5H196ZM201 3V4H202ZM206 3V2H205ZM218 3V4H217ZM16 4V5H15ZM19 4V5H18ZM81 4V6H82V2L80 3ZM86 4V3H85ZM95 4V3H94ZM98 4H100V3H97V4H95V5H97V6H99ZM104 4V3H103ZM119 4V3H118ZM121 4H123V3H121ZM131 4H133V3H131ZM134 4H135V1H134ZM143 4V3H142ZM141 3H139V5H142ZM144 4H145V2H144ZM143 4V5H144ZM148 4H149V2H148ZM158 4V3H157ZM160 4V3H159ZM168 4H169V2H168ZM168 4L166 5L167 7H168ZM178 4V3H177ZM180 4H182V2L180 3ZM179 4V5H180ZM190 4V3H189ZM188 4V5H189ZM201 4H199V5H201ZM15 5V6H14ZM73 5V4H72ZM75 5V4H74ZM77 5V4H76ZM75 5V6H76ZM84 5V4H83ZM110 5V4H109ZM115 5V4H114ZM117 5V4H116ZM125 5V4H124ZM136 5V7H138V8H140V6H138V4H135ZM147 5V4H146ZM151 5V4H150ZM161 5L163 6L164 4L163 3H161ZM174 5H176V4H174ZM191 5H194V4H191ZM198 5V6H199ZM203 5H205V4H203ZM210 5H212V4H210ZM78 6V5H77ZM81 6H79V7H81ZM88 6V5H87ZM107 6V5H106ZM123 6V5H122ZM172 6V5H171ZM178 6V5H177ZM182 6H184V5H181V7ZM208 6V5H207ZM212 6H214V5H212ZM84 7V6H83ZM108 7V6H107ZM125 7V6H124ZM146 7V6H145ZM159 7V6H158ZM158 7H157V9H158ZM161 7V6H160ZM180 7V6H179ZM180 7V8H181ZM192 7V6H191ZM194 8H195V6H193ZM192 7V8H193ZM197 7V6H196ZM219 7V6H218ZM87 8V7H86ZM88 8H89V6H88ZM91 8H92V6H91ZM103 8V7H102ZM112 8V7H111ZM122 8V7H121ZM121 8H119V9H121ZM151 8L154 10V8H153V6H151ZM151 8H150V10H151ZM156 8V7H155ZM176 9H177V7H175ZM186 8V7H185ZM212 7H210V9H211ZM215 8V7H214ZM79 9V8H78ZM95 9V8H94ZM113 9V8H112ZM112 9H111V11L109 12L108 10L106 11V13H112ZM123 9V8H122ZM126 9V8H125ZM164 10L166 9V8H163ZM162 9V10H163ZM172 9V8H171ZM174 9V8H173ZM188 9H190L189 7H188ZM198 9V8H197ZM201 9V6L199 7V9L198 10H200ZM203 10H204V8H202ZM210 9H208L209 11H210ZM79 10H83V8L81 7V9H79ZM110 10V9H109ZM116 9L114 8V10L113 11H115ZM132 10V9H131ZM143 10V9H142ZM142 10H140V11H142ZM150 10H148L149 11V13L151 14L152 12H150ZM163 10V11H164ZM169 10H170V8H169ZM181 10H183V8L181 9ZM205 10H207V9H205ZM218 10V9H217ZM224 10V11H225ZM93 11V10H92ZM103 11H105V10H103ZM103 11H101V12H99V13H102ZM117 11H122V10H117ZM117 11L115 12V13H117ZM127 11V10H126ZM126 11L124 12L125 14H126ZM138 11V10H137ZM139 11V12H140ZM167 11V10H166ZM165 11V12H166ZM170 11H172V10H170ZM186 12L188 11V10H185ZM194 11H196L197 12V10H192V12H194ZM222 12H223V10H221ZM0 12V13H1ZM13 12V11H12ZM83 12H84V10H83ZM85 12H87V11H85ZM95 12V11H94ZM98 12V11H97ZM118 12V13H119ZM129 12H131V11H129ZM134 12H135V10H134ZM164 12V13H165ZM174 12V11H173ZM178 12H180V11H177V13ZM182 12V11H181ZM180 12V13H181ZM189 12V11H188ZM204 12V11H203ZM207 12V11H206ZM206 12H204V13H206ZM211 12V11H210ZM215 12V11H214ZM217 12L218 11H216L215 13L217 14ZM229 13V16H226L228 13ZM91 13V12H90ZM93 13V12H92ZM108 13V14H109ZM117 13V14H118ZM132 13V12H131ZM138 13V12H137ZM141 13V12H140ZM161 13H162V11H161ZM175 13V12H174ZM211 13H213V11L211 12ZM227 13V14H226ZM12 14V16H13V13H11ZM79 14V13H78ZM108 14H106V15H108ZM113 14H114V12H113ZM117 14H116V17H117ZM123 14V13H122ZM133 14V13H132ZM131 14V15H132ZM167 14H168V11H167ZM166 13L164 14V16H165V18L169 15H167ZM185 14V13H184ZM183 14V15H184ZM192 14V13H191ZM195 14V13H194ZM193 14V15H194ZM210 14V13H209ZM72 15V14H71ZM70 14H69V16H71ZM86 15V14H85ZM90 14L88 13V15H87V17H90L89 16ZM98 15V14H97ZM96 15V16H97ZM101 15V14H100ZM100 15H98V16H100ZM111 15V14H110ZM119 15V14H118ZM135 15V14H134ZM138 15V14H137ZM141 15V14H140ZM171 15V14H170ZM181 15H182V13H181ZM185 15H189L188 13H186ZM184 15V17H188V16H185ZM200 15H202V14H199V15H197V13H196V16L198 17H200ZM206 15H207V13H206ZM205 15V16H206ZM211 15V14H210ZM213 15V14H212ZM222 15V14H221ZM4 16V15H3ZM10 17H9V21L11 22V23H13L14 21H12L11 20V15H9ZM103 16V15H102ZM120 16V15H119ZM122 16V15H121ZM143 16H144V13H143ZM152 16V15H151ZM158 16V15H157ZM177 15H176V13H175V17H176ZM178 16H179V13H178ZM177 16V17H178ZM216 16V15H215ZM110 17V16H109ZM136 17V16H135ZM137 17H139V16H137ZM163 17V16H162ZM172 17V16H171ZM184 17H181L182 18V20L184 21ZM203 17H204V15H203ZM212 17V16H211ZM217 17H219V16H217ZM3 17H0V19H2ZM108 18V17H107ZM112 18V17H111ZM114 18H115V14H114ZM120 18V17H119ZM118 18V19H119ZM143 18V17H142ZM147 18V17H146ZM160 18V17H159ZM164 18V17H163ZM162 18V19H163ZM179 18V17H178ZM176 19V21L178 20L179 21V19ZM193 18V17H192ZM208 18V17H207ZM14 19V18H13ZM71 19H72V16H71ZM74 19H76V17L74 16L73 17V19L71 20L72 22H73V20ZM92 19V18H91ZM91 19H90V21H91ZM101 19H104V18H101ZM110 19V18H109ZM161 19V18H160ZM186 20H187V18H185ZM189 19V21L191 20L190 18H188ZM209 19V18H208ZM218 19V20H217ZM78 20V19H77ZM106 20H108V19H106ZM105 20V22H107ZM111 20V19H110ZM121 20V19H120ZM123 20V19H122ZM121 20V21H122ZM137 20V19H136ZM139 20V19H138ZM137 20V21H138ZM148 20V19H147ZM206 20V19H205ZM205 20H203V22L205 21ZM212 19H210V21H211ZM212 20V21H213ZM70 21V20H69ZM96 21V20H95ZM99 21H101L102 22V20H99ZM104 21V20H103ZM114 21V20H113ZM132 21H134V20H132ZM139 21H141V20H139ZM165 21V20H164ZM176 21H174V22H176ZM189 21H186V22H189ZM192 21H194L195 22V20H192ZM198 21V20H197ZM200 21V20H199ZM207 21V20H206ZM205 21V22H206ZM218 21H219V23H218ZM71 22V23H72ZM76 22V21H75ZM110 22V21H109ZM124 22V21H123ZM126 22V21H125ZM129 22V21H128ZM127 22V23H128ZM162 22V21H161ZM201 22V21H200ZM200 22H197V23H200ZM202 22V23H203ZM204 22V23H205ZM208 22V21H207ZM221 22V23H220ZM15 23V22H14ZM116 23H117V21H116ZM137 23V22H136ZM136 23H134L135 25H136ZM139 23V22H138ZM159 23V22H158ZM165 23H168V22H165ZM173 23V22H172ZM180 23H181V20H180ZM185 22H183V24H184ZM208 23H211V22H208ZM53 24V21H47L46 19H44V17L43 18H41L40 19V30L42 31V33H43V31L45 30V29H47V27H50L51 25ZM73 24V23H72ZM88 24H89V22H88ZM99 24V23H98ZM105 24V23H104ZM108 24V23H107ZM119 24V23H118ZM118 24H117V26H118ZM125 24V23H124ZM132 24V23H131ZM164 24V23H163ZM163 24H162V26H163ZM168 24H170V23H168ZM176 25L178 24V22H176L175 23ZM207 24V23H206ZM87 25V24H86ZM103 25V24H102ZM109 25H110V23H109ZM113 25V24H112ZM116 24H114V26H115ZM120 25V24H119ZM121 25H122V23H121ZM141 25V24H140ZM147 25H149V24H147ZM146 25V26H147ZM160 25V24H159ZM167 25V24H166ZM190 25V24H189ZM195 25V24H194ZM210 25V24H209ZM72 26V25H71ZM76 26V25H75ZM74 26V27H75ZM83 26V25H82ZM92 25H90V27H91ZM136 26H139V25H136ZM150 26V25H149ZM154 26V25H153ZM156 26V25H155ZM180 26V25H179ZM182 26V25H181ZM184 26V25H183ZM186 26V25H185ZM190 26H192V25H190ZM197 26V25H196ZM73 27V28H74ZM118 27H120V26H118ZM123 27H125V26H123ZM131 27V26H130ZM145 27V26H144ZM164 27H166V28H161L160 30H161V32H162V30H163V33H164V30L165 29H170L168 26H164ZM198 27V26H197ZM151 28V27H150ZM172 28V27H171ZM180 28H182V27H180ZM179 28V29H180ZM186 28H188V27H186ZM82 29V28H81ZM81 29H80V31H81ZM90 29V28H89ZM100 29V28H99ZM105 29H108V28H105ZM120 28H118V30H119ZM125 29H128L127 27L125 28ZM139 29V28H138ZM142 29V28H141ZM144 29V28H143ZM167 29V30H168ZM176 29H177V27H176ZM199 29H201V28H199ZM198 29V30H199ZM74 30H76V27H75V29ZM83 30V29H82ZM117 30V31H118ZM122 31L124 30L123 28L121 29ZM121 30L119 31V32H121ZM131 30H133V29H131ZM135 30V29H134ZM150 30V29H149ZM158 30V29H157ZM171 30H173V29H171ZM182 30V29H181ZM190 27H189V29H186V32L189 34L190 32ZM196 30V29H195ZM0 31H2V29L0 28ZM14 31V30H13ZM16 31H19L18 32V35L21 37V35H23V34H21L23 31H24V28H23V30L22 29H18V30H16ZM22 31V32H21ZM100 31H101V29H100ZM102 31H103V29H102ZM102 31H101V33H102ZM109 32H110V30H108ZM128 31H130V30H128ZM136 31V30H135ZM139 31V30H138ZM137 31V32H138ZM141 31V30H140ZM159 31V30H158ZM183 31V30H182ZM76 32H77V30H76ZM83 32V31H82ZM125 32V31H124ZM132 32V31H131ZM143 33L144 32H146V31H142ZM161 32L159 31V33L161 34ZM194 32V31H193ZM193 32H192V34H193ZM195 32H197V30L195 31ZM201 32H203L202 34H204V35H201ZM24 33V32H23ZM41 33V34H42ZM94 33H96L95 32V29H94ZM112 33V32H111ZM155 33V32H154ZM153 33V34H154ZM175 33V34H174ZM177 33H178V30H177ZM186 33V34H187ZM40 34V35H41ZM74 34V33H73ZM80 34H81V32H80ZM97 34V33H96ZM121 34H123V33H121ZM126 34V33H125ZM140 34H142V33H140ZM181 34V33H180ZM25 35H28V34H25ZM40 35L38 34L37 36H35V37H32V38H30L31 36L29 35V36H24L23 38H19L20 40V46L22 47V49H25V48H27V47H29V46H31V44L33 45V43H34V40L35 39H37L38 41H39V39H40ZM43 35V34H42ZM88 35H90V33H88L87 34V36L86 37H88ZM103 35V34H102ZM106 35H108V34H106ZM105 34H104V36H106ZM163 35V34H162ZM190 35V34H189ZM214 35V37L213 38H217V39H214L215 41H213V43L212 42H208L209 41V38H210V36L212 37ZM38 36H39V39H38ZM92 37H93V35H91ZM112 36H114L115 37V35H114V33H113V35ZM120 36V35H119ZM130 36V35H129ZM133 35H131V37H132ZM137 36H139V34L137 35ZM145 36V35H144ZM143 36V37H144ZM150 36V35H149ZM147 37L148 39L150 38V37ZM151 36H152V34H151ZM161 36V35H160ZM248 37L249 39H247V38H245V37ZM44 37V36H43ZM75 37H76V35H75ZM91 37V38H92ZM106 37H108V36H106ZM126 37V36H125ZM142 37V35L139 37V38H141ZM142 37V38H143ZM244 37V39L246 40H250V42H248L249 44H252L253 45V47H252V45L250 46H248V47H246L245 46V44H242L243 42H245V41H243L242 42V40H241V42L242 43H240V45H239V43H237L235 46H233L232 45V43L233 42H236V40H237V42L238 41H240L239 39H242ZM72 38H74V37H72ZM110 38H111V36H110ZM138 38V37H137ZM136 38V39H137ZM141 38V40H143ZM207 38H208V40H207ZM43 39V38H42ZM104 39V38H103ZM122 38H120V37H118V40L119 41H117V43L118 44H116V45H114V46H118V47H122L123 46V43L120 41ZM125 39V42L127 41L126 40V38H124ZM147 39V40H148ZM156 39V38H155ZM158 39V38H157ZM162 39V38H161ZM72 40V39H71ZM86 40V39H85ZM105 40V39H104ZM112 40V39H111ZM117 40V39H116ZM140 40V39H139ZM144 40H146V39H144ZM160 40V39H159ZM165 40V39H164ZM207 40V41H206ZM246 40V41H247ZM257 40V39H256ZM87 41H88V44H89V40L87 39ZM87 41H84V43H86V46H88L87 45ZM103 40H101V42H102ZM114 41V40H113ZM123 41V40H122ZM149 41V40H148ZM151 41H153L152 39H151ZM155 41V40H154ZM161 41H163V40H161ZM211 41V40H210ZM37 42V41H36ZM104 42V41H103ZM102 42V43H103ZM116 42V41H115ZM133 42V41H132ZM134 42H136V41H134ZM230 43V46L232 45L233 47H234V49L235 48H237V50H236V52H232V51H230V50H226L225 52H223L224 50H222L221 52H223V53H221L220 52V50L223 48L222 47V45H224V44H227V43ZM73 44L75 43V42H72ZM81 43H83V42H81ZM100 43V42H99ZM108 43L109 42H106V44L108 45ZM113 43V42H112ZM140 43V42H139ZM142 43V42H141ZM144 43V42H143ZM145 43H147V42H145ZM150 43V42H149ZM154 43V42H153ZM212 43V44H211ZM91 44V43H90ZM89 44V45H90ZM103 44H105V42L103 43ZM132 44V43H131ZM130 44V45H131ZM134 44V43H133ZM148 44V43H147ZM146 44V45H147ZM151 44V43H150ZM155 44V43H154ZM44 45V44H43ZM70 45V44H69ZM76 45V44H75ZM84 44H82L81 46H83ZM135 45V44H134ZM136 45H138V43L136 44ZM135 45V46H136ZM145 44H143V46H144ZM152 45V44H151ZM150 45V46H151ZM159 45H160V43H159ZM158 45V46H159ZM168 45H172V46H168ZM229 45V44H228ZM247 45V44H246ZM255 45V46H254ZM20 46H19V49H20ZM72 46V45H71ZM98 46V45H97ZM104 46V45H103ZM103 46H101V47H103ZM142 46V45H141ZM149 46V45H148ZM227 46V45H226ZM229 46V47H230ZM232 46H231V48H232ZM256 46H262V51H261V53H260V50L259 51H255V56H257V54H259L260 55V57H259V55H258V57H256L255 58V56H254V58L253 59H251L250 60V62L248 61L249 60V58H251V57H253V54H251V52H252V50H250L249 49V47L251 48H254V49H256L257 47ZM108 47V46H107ZM133 47V46H132ZM144 47H146V46H144ZM162 47V46H161ZM228 47V48H229ZM246 47V48H245ZM48 48H50V47H48ZM74 48V47H73ZM82 48V47H81ZM84 48V47H83ZM83 48H82V50H83ZM89 48V47H88ZM90 48H92V47H90ZM89 48V49H90ZM105 48V47H104ZM109 48V47H108ZM113 49H114V47H112ZM139 49L140 48H142V47H138ZM154 48V47H153ZM165 47H164V50L166 49ZM177 48V47H176ZM211 48V49H210ZM241 48V50H242V48L244 49L245 48V50H246V52H247V54L249 55V52H250V54L252 55L251 57H248V60H245L244 58H243V56H244V50H242V52L239 50ZM251 48V49H252ZM64 49H66V48H64ZM68 49V51H69V47L67 48ZM87 48H85V50H86ZM94 49V48H93ZM98 49H100V46H98ZM126 49V48H125ZM139 49H137L138 51H139ZM156 49V48H155ZM182 49V48H181ZM181 49L179 50L180 52H182L181 51ZM233 49V50H234ZM247 49H249L248 51H247ZM48 50V49H47ZM81 50V49H80ZM88 50V49H87ZM92 50V49H91ZM101 50V49H100ZM109 50V49H108ZM121 50V49H120ZM129 50V49H128ZM136 50V51H137ZM142 50H143V48H142ZM148 49L146 48V51H147ZM151 50V49H150ZM150 50H149V53H150ZM154 50V49H153ZM156 50H158V49H156ZM175 50V49H174ZM176 50H178V49H176ZM185 50V49H184ZM256 50H258V48L256 49ZM63 51V50H62ZM62 51H60V52H62ZM68 51H66V53L68 52ZM71 51V50H70ZM89 51V50H88ZM102 51V50H101ZM112 51V50H111ZM124 51V50H123ZM133 51H135V50H133ZM141 51V50H140ZM145 51V50H144ZM178 51V52H179ZM204 51H206L207 52V49L206 50H204ZM253 51V52H254ZM63 52H65V51H63ZM62 52V53H63ZM85 52V51H84ZM83 52V53H84ZM87 52V51H86ZM98 52V51H97ZM100 52V51H99ZM103 52V51H102ZM113 52V51H112ZM115 52H117V51H115ZM129 52V51H128ZM127 52V54H129ZM161 52V51H160ZM173 52H175L176 53V51H173ZM200 52V51H199ZM204 53V54H207V53ZM220 52V53H219ZM259 52V53H258ZM54 53V52H53ZM56 53V52H55ZM62 53H60L61 55H62ZM80 53H82V52H80ZM88 53H90V51L89 52H87V54ZM93 53V52H92ZM106 53H109V51H107ZM141 53V52H140ZM145 53V52H144ZM143 53V54H144ZM148 53V54H149ZM152 53H154V52H152ZM157 53V52H156ZM162 53V52H161ZM164 53V52H163ZM162 53V54H163ZM201 53V52H200ZM214 53V54H213ZM215 53H219L217 56H219V57H216L215 56ZM96 54H98V53H96ZM100 55L102 54V53H99ZM117 54V53H116ZM119 54H120V51H119ZM131 54V53H130ZM129 54V55H130ZM134 54V52H132V56H135V55H133ZM148 54H147V58L146 59H148V57H151V59H152V54L150 53V55L148 56ZM160 54V53H159ZM158 54V55H159ZM167 54V53H166ZM169 54V53H168ZM181 54V53H180ZM180 54H178V55H180ZM185 54V53H184ZM198 54V53H197ZM201 54H203V53H201ZM214 55L213 57H212V59H211V56L212 55ZM246 54V55H247ZM15 55V54H14ZM13 55V57H15ZM56 55V54H55ZM58 55V54H57ZM66 55V54H65ZM65 55H62L63 56V58L65 57ZM82 54H80V56H81ZM89 55H91V54H89ZM106 55V54H105ZM113 54H111V56H112ZM141 55V54H140ZM139 55V56H140ZM187 55V54H186ZM199 55V54H198ZM211 55V56H210ZM80 56H79V54L76 52V49H75V51L73 52V51H71L70 53H68L67 54V56H66V58H64V59H67V57L69 58V59H71V60H78L79 58H80ZM108 56H110V54L108 55ZM111 56L110 57H108L107 58V55L106 56H103V57H101V58H104V57H106L105 58V60L106 61H108V59L109 58H111ZM114 56V55H113ZM113 56H112V58H113ZM153 56H154V54H153ZM157 58H158V56L157 55H155ZM155 56H154V58H155ZM165 56V58H166V56L167 55H164ZM169 56V55H168ZM168 56H167V59H165L164 57L162 58L163 59V62H162V59H161V62H162V65H164V64H166V66H167V63H165V62H168ZM173 56V55H172ZM202 59L204 58V56L206 57V55H204V56H202V55H199ZM199 56L197 57V55H196V57H197V59L199 58ZM85 56H83L82 58H84ZM87 58H86V61H85V63H87V70L89 69V70H93V68H94V63L96 64L97 62H94L95 60H93V58L92 57H89V56H86ZM126 57V56H125ZM124 57V58H125ZM144 57H146V55L144 56ZM144 57H143V59H144ZM170 57V56H169ZM176 57V56H175ZM175 57H173V58H175ZM180 56H178V58H179ZM185 56H181L180 57V59L181 58H183L184 60L185 59H188V58H184ZM188 57V56H187ZM95 58H97V57H95V55H94V59ZM116 58V57H115ZM120 58V57H119ZM123 58V57H122ZM138 58H140V57H138ZM157 58L155 59L156 61L155 62H157L158 63V61L160 60V59H158V61H157ZM177 58V57H176ZM178 58H177V63H178ZM190 58H189V60H190ZM258 58V59H257ZM260 58V59H259ZM7 59V58H6ZM5 58H1L0 59V65H6V64H9L10 62H11V60L13 59V58H11L10 57V59H8V60H6ZM69 59H67V61L69 60ZM97 59H100V58H97ZM126 59H128L127 57H126ZM146 59H144V61L146 60ZM150 59V58H149ZM148 59V60H149ZM202 59H200V61H198V62H201V60ZM205 59V58H204ZM203 59V60H204ZM5 60V61H4ZM101 61L100 62H102V59H100ZM110 60H112V59H110ZM128 60H130V59H128ZM136 60V59H135ZM138 60H140V59H138ZM154 59H152L151 61H153ZM167 60V61H166ZM170 60H172L171 58H170ZM174 60V59H173ZM119 61H121V60H119ZM123 61H124V59H123ZM126 61V60H125ZM123 62V63H125L126 64V62ZM137 61V60H136ZM186 61V60H185ZM195 61H196V59H195ZM196 61V62H197ZM75 62V61H74ZM73 62V63H74ZM99 62V63H100ZM128 62V61H127ZM154 62V61H153ZM160 62V61H159ZM160 62V63H161ZM173 62V61H172ZM180 62V61H179ZM189 62V64H190V61H188ZM195 62V63H196ZM259 62H261V64L259 63ZM72 63V62H71ZM81 63V62H80ZM98 63V64H99ZM103 63V62H102ZM109 63H111V62H109ZM108 63V64H109ZM122 63V64H123ZM130 63H131V60H130ZM129 62L127 63V64H130ZM145 63H147V62H145ZM148 63H150L149 64V66L151 65V63L152 62H149L148 61ZM169 63V62H168ZM174 63H175V66L177 65V63H176V61H174ZM187 63V62H186ZM259 63V64H258ZM77 64L79 65V63H75V65L77 66ZM104 64V63H103ZM112 64H114V63H111V66H110V68H113V66L114 65H112ZM135 65H136V63H134ZM140 64H141V62H140ZM153 64V63H152ZM154 64H155V66H154ZM153 64V68H155L156 69V66H160L161 64H159L158 63V65L156 64V63H154ZM199 64H201V63H198V65ZM258 64V65H257ZM68 65V64H67ZM70 65V64H69ZM102 65V64H101ZM106 65H107V63H106ZM110 65V64H109ZM120 65H121V62H120ZM131 65V64H130ZM142 65V64H141ZM148 65V64H147ZM161 65V66H162ZM180 65H184L183 63L182 64H178L177 66L178 67H180L181 69H179V71L180 72H182L183 70V68H182V66H180ZM190 65H192V64H190ZM59 66V65H58ZM65 66V65H64ZM71 66H72V64H71ZM159 66L157 67V68H159ZM161 66H160V68H161ZM172 66H173V63H172ZM188 66V65H187ZM194 66V65H193ZM79 69H80V67L82 68V66H77ZM115 67V66H114ZM119 67V66H118ZM120 67H122V66H120ZM130 67V66H129ZM129 67H128V65H127V68L129 69ZM134 66H132L130 69L131 70H133L134 68H133ZM138 67V63H137V66H136V69H137V71H138V69H139V67ZM168 67V66H167ZM185 67H186V65H185ZM189 67V66H188ZM187 67V68H188ZM196 67H197V65H196ZM53 68V67H52ZM62 68V70H63V67H61ZM60 68V69H61ZM77 68V69H78ZM85 68H86V66H85ZM103 68H105V67H103ZM108 69H110L109 68V66L107 67ZM107 68H105L106 70L105 71H107ZM116 68H117V66H116ZM124 68V67H123ZM122 68V69H123ZM126 68V67H125ZM133 68V69H132ZM140 68H141V66H140ZM160 68L158 69V70H160ZM166 70V68L165 67H162L161 69L162 70H164V69ZM176 69H178L177 67H175ZM258 68V69H257ZM58 70H60L59 69V67L57 68ZM57 69H55V71L57 70ZM75 69V68H74ZM78 69V70H79ZM96 69V68H95ZM120 69L121 71H123L122 73L123 74H121V71H119L118 73H117V75H118V83H117V89H115V90H113L114 88H112V87H110V89L112 88V90H113V92L115 91V94L117 95V97H120V99H122L124 96H126V91L128 90L127 89V87H129L128 86V83L129 82H131L132 84H134V83H137V81L135 82L134 80V83L132 82V81H130V78L132 77V74H130L131 76H129V75H127V74H129V73H127V69ZM149 71H150V69H149V67L147 68ZM151 69H152V66H151ZM168 69V68H167ZM48 70H52L53 71V75H50L49 73H46V74H44V75H47L46 77H47V79H46V77L44 76V75H42L43 77H45V78H43V79H46V80H48V81H50V82H52V83H58L59 82V79L58 78H60L59 76H54V73H55V75L57 74V75H59L58 73L60 72V74L62 73L61 72V70L57 73V72H55L54 71V68L53 69H48ZM70 70H71V68H70ZM96 70H98V68L96 69ZM114 70V69H113ZM119 70V69H118ZM130 70V71H131ZM135 70V69H134ZM141 70V69H140ZM148 70H145V72H147ZM154 70V69H153ZM187 70V69H186ZM68 71V70H67ZM80 72H83L81 69L79 70ZM78 71V72H79ZM101 71V70H100ZM110 71V70H109ZM109 71L108 72H106V73H109ZM112 71V70H111ZM110 71V72H111ZM124 71H126V72H124ZM149 71H148V73H149ZM166 71H168V70H166ZM165 71V72H166ZM188 71V70H187ZM94 72V71H93ZM104 71H102L101 73H103ZM132 72V71H131ZM141 72V71H140ZM156 72H159L160 73V71H156ZM162 72V71H161ZM170 72V71H169ZM189 72V71H188ZM191 72V71H190ZM189 72V73H190ZM194 72V71H193ZM42 73H44V71L42 72ZM67 73V72H66ZM112 73H113V71H112ZM124 73H126L125 75H124ZM155 73V72H154ZM154 73H153V75H154ZM168 72H166V73H162L163 75H165V74H167ZM171 73V72H170ZM192 73V72H191ZM68 74V73H67ZM70 74V73H69ZM105 74V73H104ZM110 75H112L111 73H109ZM137 74V72H136V70H135V75ZM139 74V73H138ZM142 74V73H141ZM144 74V73H143ZM142 74V75H143ZM173 74V73H172ZM171 74V75H172ZM62 75V74H61ZM71 75V74H70ZM70 75H68L69 77H70ZM76 75V74H75ZM75 75H72V76H75ZM77 75H79V73L77 74ZM87 75H88V73H87ZM96 75V74H95ZM94 75V76H95ZM134 75V74H133ZM156 75H158L159 76V74L157 73ZM169 75V73L167 74V76ZM170 75V76H171ZM174 75V74H173ZM176 75V74H175ZM174 75V76H175ZM90 76V75H89ZM98 76V74L95 76V77H97ZM101 76V75H100ZM106 76V75H105ZM114 76V75H113ZM113 76H110L109 77V79L111 80L112 79V81H113ZM139 76V75H138ZM152 76V75H151ZM149 76V77H145V75L144 76H142V77H144V78H140L141 80L143 79V81L144 82H147L148 84H150L149 86H151L152 84V86H155V88H153L155 91H157V89H156V84L158 85V83H162V81H163V79L162 80H160L159 79V77L157 78L158 80H159V82H156L157 81V79H156V76H155V78L152 76ZM166 76V77H167ZM177 76H179L178 74H177ZM194 76V77H193ZM58 77V78H57ZM75 77H77V76H75ZM75 77H73L74 78V80H75ZM78 77H80V76H78ZM87 77V76H86ZM86 77L84 78L85 80H86ZM99 77V76H98ZM117 77V76H116ZM134 77V76H133ZM160 77H162L161 76V73H160ZM176 77V76H175ZM72 78V77H71ZM72 78V79H73ZM102 78H103V76H102ZM136 78H138V77H136ZM164 78V77H163ZM168 78V77H167ZM167 78L165 79V80H167ZM171 78V77H170ZM170 78H168V79H170ZM87 79H90V77L89 78H87ZM117 79V78H116ZM132 79V78H131ZM172 79H174V77H172ZM178 79V80H177ZM180 76L177 78L176 77V79L175 80H177L178 82H180ZM61 80V79H60ZM71 80V79H70ZM107 80V79H106ZM109 80V81H110ZM140 80V81H141ZM182 80V79H181ZM57 81V82H56ZM86 81H88V80H86ZM109 81H108V83L107 84H110L109 83ZM142 81V82H143ZM161 81V82H160ZM72 82H73V80H72ZM78 82H79V80H78ZM141 82V83H142ZM154 82V83H153ZM181 82H183V81H181ZM258 82V83H257ZM99 83V82H98ZM102 83H104V82H102ZM163 83H164V81H163ZM169 84V82H166V84ZM234 83V84H233ZM75 84V83H74ZM77 84V83H76ZM87 84V83H86ZM112 84H114V83H112ZM130 84V83H129ZM131 84V85H132ZM233 84V85H232ZM84 85V84H83ZM88 85H89V83H88ZM95 85V84H94ZM97 85V84H96ZM95 85V86H96ZM100 85H102V84H100ZM130 85V86H131ZM140 85V84H139ZM200 85V84H199ZM261 85V84H260ZM264 85V84H263ZM105 86V85H104ZM134 86V85H133ZM164 86H165V84H164ZM87 89H88V87H87V85L85 86ZM89 87H90V85H89ZM108 87V86H107ZM146 87H147V85H146ZM159 87H160V85H159ZM99 88V87H98ZM103 88V87H102ZM157 88H158V86H157ZM200 88V87H199ZM94 90H95V88H93ZM100 89H101V87H100ZM104 89H106L105 87H104ZM109 89V88H108ZM110 89H109V91H108V94H109V92H110ZM131 89V88H130ZM130 89H129V92H130ZM137 89V88H136ZM136 89H135V91H136ZM139 89H142L141 87L139 88ZM147 89H149V90H147ZM151 90V87H148V88H146V90L147 91H145V89H144V91H143V89H142V91L144 92V94L142 93V101H143V104L141 105V108L142 109H144V108H148L149 106H148V102L153 98V97H155V95H157V94H155V91L154 90ZM176 89H178V88H176ZM93 90V91H94ZM134 90V88L133 89H131V93H133L132 91ZM158 90V91H159ZM168 90H170V91H168ZM87 91V90H86ZM98 90H96V92H97ZM137 91H138V89H137ZM175 91V92H174ZM196 91V90H195ZM95 91L94 92H89V94L91 93V95L93 94V93H96ZM104 92H106L105 90H104ZM107 93V92H106ZM105 93V94H106ZM111 93L112 92H110V95H111ZM130 93V94H131ZM157 93V92H156ZM159 93V92H158ZM99 94H104L103 92H101V93H98V96H96L97 98L99 97ZM107 94V95H108ZM114 94V93H113ZM111 95V98H112V96L114 97V95ZM135 93H133V95H134ZM139 94V92L137 93V95ZM195 94V92L193 93V95ZM82 95V94H81ZM88 94H87V92H86V96H87ZM96 95V94H95ZM128 95V94H127ZM136 95V94H135ZM136 95V96H137ZM84 96V95H83ZM109 96V95H108ZM108 96H106V97H108ZM132 96V95H131ZM190 96V97H189ZM127 97H129V96H127ZM139 97V96H138ZM157 97V96H156ZM195 97V96H194ZM94 98V97H93ZM96 98V99H97ZM100 98V97H99ZM98 98V99H99ZM102 98V97H101ZM103 98H104V96H103ZM124 98H126V97H124ZM197 98V97H196ZM239 98V99H238ZM109 99H110V97H109ZM154 99V98H153ZM178 99V98H177ZM198 99V98H197ZM83 101H86L85 100V98L84 99H82ZM101 100V99H100ZM103 100H106V99H103ZM112 100V99H111ZM222 100V99H221ZM81 101V100H80ZM211 101V100H210ZM79 102V101H78ZM80 103V102H79ZM83 102L81 101V104H82ZM84 104V103H83ZM202 104L200 105V107L202 106ZM207 103H205V105H203L201 108H206L205 106H209V104L210 103H208V105H206ZM232 106H234V108H235V106L237 107L238 105L237 104H234V105H232ZM84 107V106H83ZM208 108H211V107H208ZM231 109H233L232 107H230V109L229 110H231ZM249 109V108H248ZM203 110V109H202ZM228 110V111H229ZM233 110H235V109H233ZM203 111H205V112H207V111H210L211 112V110H208L207 108H206V110H203ZM232 111V110H231ZM51 112V111H50ZM232 112H234V111H232ZM54 113V112H53ZM57 114V113H56ZM57 116V115H56ZM55 118V117H54ZM222 119V118H221ZM220 119V121H218L217 123H219V124H221L222 122H223V120H221ZM47 120V119H46ZM52 120V119H51ZM49 121V120H48ZM53 121V120H52ZM44 122V121H43ZM48 123V122H47ZM224 123V122H223ZM223 126L225 127L226 125H224L223 124ZM114 127H116V126H114ZM121 127V126H120ZM216 128V127H215ZM121 129V128H120ZM114 130H115V128H114ZM216 129H214V131H215ZM122 131V130H121ZM171 131V130H170ZM174 131V130H173ZM172 131V132H173ZM211 132H212V130H210ZM223 131H225L226 132V130H223ZM222 131V133H224ZM120 132V131H119ZM123 132V131H122ZM171 132V133H172ZM174 132H176V131H174ZM173 132V134H171L170 136H172V135H174L175 133ZM211 132H208V133H211ZM167 133H170L169 131L167 132ZM177 133L178 132H176V136L178 137V135H177ZM207 133V132H206ZM213 133V132H212ZM211 133V134H212ZM217 133H219V131L217 132ZM221 133V134H222ZM114 134V133H113ZM210 134V136L211 137H213V135H216V134H212L211 135ZM122 135V134H121ZM167 135V134H166ZM174 135V136H175ZM206 135V134H205ZM209 135V134H208ZM217 135H219V134H217ZM215 136V138L216 139H218L217 137L218 136ZM118 136H120V135H118ZM169 135H167V137H168ZM176 136H175V138H176ZM207 136V135H206ZM209 136V138H211ZM208 137V136H207ZM220 137H221V135H220ZM116 138H118V137H116ZM170 138H172V137H170ZM208 138V139H209ZM214 137H213V139H215ZM91 139V138H90ZM93 139V138H92ZM167 139H169V137L167 138ZM213 139H210L209 141H211L212 140V142L211 143H214V141L216 140H213ZM170 140H172V139H170ZM249 140H251V141H246V142H244L245 140H241L242 142H240V144L238 145L237 144V147L239 146H241V148L243 149V150H245V152L246 151H248V149H250V150H252L253 148H256L257 146H261V145H264V132H262V133H260V134H256L255 136H253V137H251V139H249ZM91 141V140H90ZM205 141V140H204ZM207 141V140H206ZM205 141V142H206ZM89 142V141H88ZM204 142V143H205ZM217 142H219V141H217ZM168 143V142H167ZM215 143H216V141H215ZM79 143H77V145H78ZM83 144V143H82ZM85 144V143H84ZM83 144V145H84ZM185 144L186 145H188L186 142H185ZM77 145L75 146V148L76 149H78L79 150V148L77 147ZM88 145V144H87ZM178 145V144H177ZM207 145V144H206ZM211 145V144H210ZM212 145H214V144H212ZM218 145H220V144H218ZM179 147L181 146H183V145H178ZM208 146V145H207ZM206 146V147H207ZM215 146H217V145H215ZM214 146V147H215ZM235 147H236V145H234ZM188 147H190V146H188ZM211 147V146H210ZM235 147H232L231 149H233V148H235ZM236 147V148H237ZM91 148V147H90ZM235 148V149H236ZM75 149V150H76ZM85 149H87V148H80V150L81 151H79V152H81V154L82 155H80V156H83V157H80L79 155V157L77 156V155H75V156H77L78 158V160H79V158L81 159H83L88 165H92V160H91V157H90V155H93L94 153H89L90 152V150H89V152L87 151V150H85ZM89 149V148H88ZM177 149V148H176ZM185 149H187V148H185ZM205 149V148H204ZM208 149V148H207ZM206 149V150H207ZM212 149H214V148H212ZM230 149V151H232ZM235 149H233V150H235ZM238 149V148H237ZM236 149V150H237ZM242 149H240L239 148V150H242ZM184 150V149H183ZM183 150L181 149L180 151H182L181 153H182V155H185V154H187L188 155V151L185 153H183ZM210 150V149H209ZM74 151V150H73ZM45 152V151H44ZM77 152V151H76ZM117 152V151H116ZM179 152V151H178ZM37 153V152H36ZM56 153V152H55ZM54 153V154H55ZM175 153H177V152H175ZM180 153V152H179ZM38 154V153H37ZM44 154H46V153H44ZM57 154V153H56ZM75 154V153H74ZM77 154H79V153H77ZM40 155H42V154H40ZM39 155V156H40ZM62 155V154H61ZM60 155V156H61ZM70 155H72V154H70ZM25 156H29V154L28 155H24V158H25ZM38 156V157H39ZM54 156V155H53ZM56 156V155H55ZM54 156V157H55ZM74 155H73V157H75ZM121 156V155H120ZM176 156H177V154H176ZM26 157V159H25V161L28 159ZM33 157V156H32ZM72 157V156H71ZM73 157H72V160H73ZM119 157V156H118ZM11 158V157H10ZM61 158H62V156H61ZM65 158L66 159H69L68 157H64L63 159H60L61 161H59V162H61V165H62V162L65 160ZM150 158L151 157H147V158H144L143 160H138L139 162L137 163V162H135V166H134V170H138L137 171V173H139V171H141L142 169L141 168H143V167H146V168H149L151 165H152V163L153 162H151L150 161ZM173 158H175V157H173ZM184 158V157H183ZM4 159H6L5 161V163H4V165H3V162H2V165H3V167L2 168H0V182H1V180H2V176L4 175V172L7 170L6 168H8V170L7 171H9V165H10V167H11V165H12V159H15V158H11L10 160H8L9 158H4ZM30 159H31V157H30ZM33 159V158H32ZM39 159H40V157H39ZM42 159V158H41ZM40 159V160H41ZM51 159H52V156H51ZM57 159H59V158H57ZM77 159H76V161H77ZM177 159V158H176ZM12 160V161H11ZM16 160V159H15ZM14 160V161H15ZM40 160H39V162L37 161V160H33V162H31L30 160H28L29 161V164L30 163H33V165H31L30 164V166H29V164H27V163H25L26 164V166L27 167H29L28 169H26L27 167L25 166L24 167V169L22 170H20L19 171V174L21 173V178H25V182H23L21 185L19 184V186H18V189H16L17 191L15 192L16 194H19V193H22V194H25L26 196H29V198H27V202H29V204L30 205H35V200L37 199V197L39 196L40 198H42L45 194L44 193H42V192H46V191H43L42 189H38V187L36 188V185H35V183H34V178L36 177V172H39V171H36L35 169L36 168H38V164L37 163H41L40 162ZM43 160H45L44 159V157H43ZM54 160V159H53ZM63 160V161H62ZM71 160V159H70ZM71 160V161H72ZM83 160H81V161H83ZM180 160V159H179ZM223 160H224V158H223ZM4 161V160H3ZM27 161V162H28ZM35 161V162H34ZM37 161V162H36ZM46 161V160H45ZM67 161V160H66ZM74 161H75V158H74ZM80 161V160H79ZM78 161V162H79ZM80 161V162H81ZM171 161H173L172 159H171ZM170 161V162H171ZM57 162V161H56ZM56 162H52V163H56ZM183 162V161H182ZM16 163V162H15ZM36 163V164H35ZM50 163V162H49ZM64 163H66L67 164V162H64ZM69 163V162H68ZM82 164L80 165V167L81 166H83V163L84 162H81ZM85 163V165H87ZM94 163V162H93ZM137 163V164H136ZM151 163V165L149 166V167H147L149 164ZM172 163V162H171ZM174 163L175 162H173L172 164H170L169 163V165H170V170H173V168L175 167V166H177V167H179L178 166V164L177 165H175L174 166ZM176 163H180V162H178V161H176ZM175 163V164H176ZM197 162L195 161L194 163H193V166H195L194 164H196ZM222 163V162H221ZM225 163V162H224ZM13 164H14V162H13ZM44 164V163H43ZM65 164V165H66ZM70 164H71V162H70ZM70 164H69V166H70ZM73 164V163H72ZM74 164H77L78 166H79V164L80 163H75L74 162ZM198 164H199V162H198ZM223 164V163H222ZM1 165V166H2ZM17 164H15V165H12V166H16ZM37 166L35 169H34V171L33 170H31V166ZM52 165V164H51ZM50 165V166H51ZM56 165V164H55ZM58 165H60V163L58 164ZM60 165V166H61ZM64 165V164H63ZM201 165V164H200ZM227 165H228V163H227ZM54 166V164L51 166V167H53ZM59 166V167H60ZM68 166V165H67ZM66 166V167H67ZM89 166V167H90ZM167 166V165H166ZM166 166H165V168H166ZM229 166V165H228ZM228 166H226V167H228ZM43 167V166H42ZM47 167V166H46ZM56 167V166H55ZM92 167V166H91ZM177 167H175V169L177 168ZM196 167V166H195ZM199 166H197V168H198ZM201 167V166H200ZM232 167V166H231ZM230 167V168H231ZM237 167H240V166H237ZM15 168V167H14ZM34 168V167H33ZM32 168V169H33ZM41 168V167H40ZM44 168V167H43ZM50 168V167H49ZM61 168V167H60ZM85 167H83V169H84ZM211 168V167H210ZM11 169H12V167H11ZM54 169V168H53ZM56 169H58V166H57V168H55V170ZM141 169V170H140ZM179 169V168H178ZM177 169V170H178ZM227 169V168H226ZM231 169H233V167L231 168ZM231 169H229V170H231ZM246 169V168H245ZM5 170V171H4ZM15 170V169H14ZM43 170H45V169H43ZM60 170V169H59ZM143 170H144V168H143ZM148 170V169H147ZM170 170H167V171H170ZM186 170V169H185ZM184 170V171H185ZM193 170V169H192ZM201 170H203L202 169V167H201ZM240 170V169H239ZM238 170V171H239ZM41 172H42V170H40ZM51 171H52V168H51ZM57 171V170H56ZM85 171V170H84ZM86 171H88L87 169H86ZM86 171H85V173H86ZM132 171H133V169H132ZM131 171V172H132ZM135 171V172H136ZM184 171H183V173L182 174H184L185 175V173H184ZM235 171H237V170H235ZM246 171V170H245ZM18 172V171H17ZM46 172V171H45ZM55 172V171H54ZM89 172V171H88ZM134 172V173H135ZM143 172V171H142ZM145 172V171H144ZM171 172V171H170ZM193 172V171H192ZM204 172V171H203ZM47 173V172H46ZM51 173V172H50ZM227 173H230V172H227ZM52 174V173H51ZM51 174H48L49 176L51 175ZM88 174V173H87ZM182 174H180V176H182ZM211 174V173H210ZM213 174V173H212ZM232 173H230L229 175H230V177H232V175H231ZM7 175V173L5 174V176ZM38 175H39V173H38ZM41 175H42V173H41ZM47 175V174H46ZM47 175V176H48ZM133 175H135V174H133ZM184 175L181 177V178H179V179H181V180H183L182 178L184 177ZM227 175V174H226ZM185 176H187V175H185ZM222 175H220V177H221ZM224 176V175H223ZM4 177V176H3ZM19 177V176H18ZM38 177H42V176H38ZM209 177V176H208ZM5 178V177H4ZM222 178V177H221ZM223 179V178H222ZM31 181V180H33L32 182L34 183V186L32 185V183H27L26 181ZM45 180H46V178H45ZM50 180V179H49ZM49 180H48V182H49ZM215 180V179H214ZM228 180H231L230 178L228 179ZM37 181V180H36ZM84 181H86V179L84 180ZM234 181H236L235 179H234ZM42 182H44V181H41V183ZM47 181H46V183H48ZM88 182V181H87ZM87 182H84V183H87ZM111 182V181H110ZM109 182V183H110ZM119 182V181H118ZM181 182V181H180ZM229 182V181H228ZM231 182V181H230ZM230 182H229V184H230ZM2 183V182H1ZM121 183V182H120ZM177 183V182H176ZM175 183V184H176ZM183 183V182H182ZM185 183V182H184ZM183 183V184H184ZM213 183H215L214 181H213ZM183 184H181L180 183V185H183ZM187 185H188V183H186ZM202 184V186H203V184H204V182L203 183H201ZM226 184H228V183H226ZM228 184V185H229ZM40 185H42V184H40ZM46 185H48V184H46ZM45 185V186H46ZM81 185V184H80ZM84 185V184H83ZM120 185H122V184H120ZM120 185H119V183L117 184V183H114L113 182V184H112V182L108 185V200H109V198L111 199V198H113V197H110V196H113L114 194V192H116V190L118 191L119 189L121 190V196H122V194L124 193H122V190L124 189L123 188V186L122 187H120ZM124 185V184H123ZM179 185V183H178V186H180ZM214 185V184H213ZM247 185H249V184H247ZM44 186V185H43ZM42 186V187H43ZM128 186H131V185H128ZM128 186H126L127 188H129ZM190 186V185H189ZM188 186V187H189ZM198 185H196V187H197ZM230 186V185H229ZM80 187V186H79ZM78 187V188H79ZM82 187V186H81ZM87 187V186H86ZM86 187H82V189L83 188H86ZM126 187H125V190H126ZM132 188H134L133 187V185L131 186ZM136 187V186H135ZM184 187V186H183ZM187 187V186H186ZM192 188H195V187H193V186H191ZM190 187V188H191ZM228 187V186H227ZM235 187H236V185H235ZM245 187H249V186H246L245 185ZM251 187V186H250ZM250 187H249V189H248V191L250 190ZM87 188H89V185H88V187ZM86 188V189H87ZM122 188V189H121ZM138 188V187H137ZM176 188H180V189H182V187H177V184H176ZM189 188V189H190ZM199 188H200V186H199ZM199 188H197L196 190H198ZM206 188V185H205V187H204V192H205V194L207 193V189H205ZM232 188V187H231ZM43 189H46V188H43ZM81 189V191H83L84 192V190H82ZM180 189H178L179 191H180ZM186 189H187V192H185L186 191ZM183 192H185V193H183V195H180V196H176L178 193L180 194V192L178 191V192H176V189H174V187L171 189V187H170V190H166L165 189V191H163V190H159L158 191V193L159 194H157V192L156 193H153L154 194V196H155V194H157V199H160V201L162 202L161 203V205H164L163 203H165V204H167V206H169V205H171V208H173V206L172 205H174V204H177V203H181V202H185V200L187 199V198H191V197H197V196H200L201 194H200V192H202V190L203 189H200L201 191H199V192H195V193H192L193 191L190 189H188V188H186ZM230 189V188H229ZM233 189H235V188H233ZM240 189V188H239ZM238 189V190H239ZM242 189V188H241ZM14 190V189H13ZM39 190H42V191H39ZM119 190V191H120ZM130 190V189H129ZM189 190V191H188ZM226 190H227V188H226ZM232 190V189H231ZM236 190V189H235ZM234 190V191H235ZM238 190H237V194H233V195H229V197L227 196V194L226 195H224V196H227V198H228V200L226 199L225 201H224V203H218V204H215V202H213V201H209V202H207V200H206V202L207 203H210V202H212L211 204V206H212V208L210 207V209H212V210H214V214H215V221L218 219L219 221H216L215 222V224L213 223V222H211V223H213L214 225H215V229L216 228H218V225H219V227H221L220 228V230H218L219 232L218 233H220V232H222L223 233V235L224 234H226V233H231V235H230V233L229 234H226L227 235V237H225V235L223 236L222 235V233H220V235H222V236H220V237H222V238H226L227 240H228V242H226L227 240H225V242H226V245H225V243L222 245V246H224V248H226V246L228 245V244H230V240H232V242L234 241L232 238L233 237H237V240H236V237H235V242L234 243H236V241L237 242H239L240 240V242L239 243H242V244H238V243H236V246L238 245V247L237 248H239V246L240 245H242L243 247H240L241 248V251H240V248L238 249L240 252H242L244 255H245V251L246 252H249L250 250L249 249H247V248H250V246H252V241H254V243H256V246L258 247V249H259V252L258 253H261V257L264 259V206H262L261 208V212H260V215L258 214V216L257 217H255L253 214H255V215H257L256 213H254L253 212V210H252V212H253V214L251 213V212H248V211H251V209L250 208H248L247 209V207H248V205H244L245 204V201H244V198H247V199H249L251 196H249L248 195V197L246 196V194H248V193H246V192H248L247 191V188H246V191L243 193L244 195H242L241 193V195L240 196H245L244 198L242 197V199H243V201H244V206L243 205H241V203H242V199H240L241 197L238 195L239 193H238ZM80 191V190H79ZM87 191V190H86ZM118 191V192H119ZM128 190H126L125 191V193L127 192ZM131 191V190H130ZM142 191V192H141ZM141 191H139V188H138V192L136 191V189H135V192H137V193H140L139 195H141L142 196V199L141 200H139V201H144V202H152V201H155V199H153L154 197H150L151 195L150 194H148V192L147 191H143V190H141ZM163 191V192H162ZM182 191V190H181ZM192 191V192H191ZM41 192V195H43V196H41V195H39L38 193H40ZM118 192H116V193H118ZM134 192V189H133V191H132V193ZM251 192V191H250ZM250 192H249V194H250ZM12 193H14L13 191H12ZM37 193V194H36ZM68 193V192H67ZM85 193V192H84ZM128 193V192H127ZM136 193V194H137ZM35 194H36V199H35ZM79 194H80V196H81V194H83V193H80L79 192ZM86 194V193H85ZM119 194V193H118ZM119 194V195H120ZM178 194V195H179ZM204 194V195H205ZM38 195V196H37ZM67 195H69V194H67ZM123 195H125V194H123ZM128 195V194H127ZM135 195V194H134ZM203 195V197H205ZM252 195V194H251ZM18 196V195H17ZM21 196V195H20ZM19 196V197H20ZM47 196V195H46ZM46 196H44L45 197V199H44V197H43V200L45 201V203H43V201L41 200V199H39V197H38V203L40 204L39 206H40V209L42 210V211H44L45 210V208H46V206L45 205H47L48 206V208H50V207H53V206H55L56 208H57V206H59L60 207V204L58 205V203H59V201H52V202H54V204L53 203H51V205H53V206H51L49 203L51 202H48V200H50V197H46ZM49 196H50V194H49ZM55 196V195H54ZM62 196V195H61ZM60 196V197H61ZM71 196V195H70ZM202 196V195H201ZM52 197V196H51ZM59 197V196H58ZM64 196H62V199H64L63 198ZM84 197H85V195H84ZM83 197V198H84ZM123 197V196H122ZM203 197H201L203 200H204V198ZM207 197V196H206ZM205 197V199H207ZM11 198V197H10ZM49 198V199H48ZM55 199L57 198V197H54ZM54 198H52V199H54ZM199 198V197H198ZM226 198V197H225ZM12 199V198H11ZM51 199V200H52ZM54 199V200H55ZM67 199V198H66ZM70 198H68V200H69ZM82 199V198H81ZM129 199V198H128ZM127 199V200H128ZM139 199V198H138ZM246 199V200H247ZM126 200V201H127ZM184 200V201H183ZM192 200H193V198H192ZM209 200H211V198L209 199ZM250 200V199H249ZM13 201V200H12ZM20 201V200H19ZM126 201H124V202H126ZM130 201V200H129ZM136 201H138V200H136ZM159 201V200H158ZM194 201H195V199H194ZM200 201H202V200H200ZM21 202V201H20ZM143 202V203H144ZM199 202V201H198ZM205 202V203H206ZM221 202H223V201H221ZM22 203H24V202H22ZM43 203V204H42ZM47 203V204H46ZM57 203V204H56ZM67 203V202H66ZM70 203V202H69ZM68 203V204H69ZM130 203V202H129ZM132 203H133V201H132ZM135 203V202H134ZM133 203V204H134ZM138 203V202H137ZM191 203V202H190ZM189 203V204H190ZM196 203V202H195ZM202 203V202H201ZM248 203V202H247ZM26 204V203H25ZM45 204V205H44ZM64 204V203H63ZM120 204V203H119ZM122 204V203H121ZM120 204V205H121ZM153 204V203H152ZM182 204L183 203H181L180 204V206L182 207ZM192 204V203H191ZM44 205V209L42 208V206ZM50 205V206H49ZM147 205H149V204H147ZM154 205V204H153ZM185 204H183V206H184ZM204 205V204H203ZM203 205H202V207H203ZM208 205H210V204H208ZM263 205V204H262ZM24 206H27V205H24ZM191 206V205H190ZM55 207H53V208H55ZM58 207V208H59ZM61 207H62V205H61ZM60 207V208H61ZM131 207V206H130ZM174 207H175V205H174ZM187 207V206H186ZM55 208V209H56ZM57 208V209H58ZM63 208V207H62ZM99 208V207H98ZM102 208V207H101ZM125 208V207H124ZM134 208V207H133ZM183 208V207H182ZM206 207H204V209H205ZM1 209V208H0ZM27 209H28V206H27ZM103 209V208H102ZM170 209V208H169ZM177 209V208H176ZM184 209H185V207H184ZM246 209L248 210V211H246ZM250 209V210H249ZM30 210V209H29ZM28 210V211H29ZM60 211H61V209H59ZM64 210V209H63ZM94 210H97L96 208H94V207H92V208H90V210H87V214H85V216L81 219L80 217H79V219H77L78 217H76V215L75 214H73L75 217H74V223H76L77 225H79V223H82L83 222V225H87V224H84V223H91V222H93V220H92V215L95 213V211ZM124 209H122V211H123ZM171 210H174V209H171ZM179 210L181 211L182 209L181 208H179ZM1 211V210H0ZM2 211H4V210H2ZM0 212V222H4L5 220H6V218H7V216H5L4 217V215L3 214H5V212L3 213V212ZM67 211V210H66ZM128 210H126V212H127ZM131 211V210H130ZM175 211V210H174ZM254 211H257V208L256 209H254ZM259 211V210H258ZM257 211V213H259ZM94 212V213H93ZM120 212V211H119ZM132 212H134V211H132ZM168 212V211H167ZM93 213V214H92ZM19 214H22V213H19ZM28 214V213H27ZM30 214H33V217L36 215V214H34L33 212L32 213H30ZM117 214V213H116ZM135 214V213H134ZM172 214H173V212H172ZM210 215L211 214H213L212 212L211 213H209ZM213 214V215H214ZM6 215V214H5ZM38 215V214H37ZM118 215V214H117ZM122 215V214H121ZM121 215L119 216L118 215V218H120V219H118V220H122V218H121ZM125 215H127V214H125ZM125 215H123V216H125ZM131 215V214H130ZM166 215V214H165ZM174 215V214H173ZM31 216V215H30ZM175 216V215H174ZM212 216V215H211ZM2 217H4L3 219H2ZM166 218H167V216H165ZM165 217H164V219H165ZM175 217H177V216H175ZM174 217V218H175ZM204 218H205V216H203ZM209 217V216H208ZM8 218H10L9 216H8ZM7 218V219H8ZM35 218V217H34ZM73 218V217H72ZM71 218V219H72ZM114 218H115V216H114ZM126 218V217H125ZM128 218V217H127ZM131 218V217H130ZM173 218V217H172ZM183 218V217H182ZM195 218V217H194ZM197 218V217H196ZM195 218V219H196ZM217 218V219H216ZM259 219L260 221V223L259 222H257V224L259 223L260 225L258 226V229H257V231H252L253 230V228H255L254 227V224H256V223H254V221L256 220V219ZM14 219V218H13ZM12 218L11 219H9V220H13ZM28 219V218H27ZM33 219V218H32ZM81 219V220H80ZM194 219V220H195ZM203 219V218H202ZM206 219V218H205ZM212 219V218H211ZM257 219V220H258ZM2 220V221H1ZM113 220H115V219H112V221ZM114 221L115 223H113V225L114 224H116V223H118L119 221ZM123 220H124V217H123ZM126 220V219H125ZM142 220V219H141ZM145 220V219H144ZM170 219L168 218V220L167 221H163V222H161V224H159V225H155V226H150V224H152V223H147L149 226H147L146 225V223L144 224V225H142L141 227H137L136 226V228H134V231H131V230H129V233L126 235L125 234V236L123 237V239H121L120 240V243H128L129 241H133V239H136L137 238V240H138V238H145V239H148L150 236L153 238V236L155 235H160V236H172V235H176V234H180V235H184L183 233H185L186 234V231H188V230H190L191 228H193L194 227V225L191 223V222H186V223H178V222H174V221H172V219H171V221H169ZM186 220V219H185ZM184 220V221H185ZM191 221H192V219H190ZM201 220V219H200ZM37 221V220H36ZM35 221V222H36ZM127 221H128V219H127ZM146 221V220H145ZM187 221H189V220H187ZM6 222H8V221H6ZM34 222V224H36ZM51 222V221H50ZM50 222H48V224L50 223ZM56 223V221L54 220L53 221V223ZM129 222H130V220H129ZM142 222V221H141ZM140 222V223H141ZM160 222V221H159ZM193 222V221H192ZM199 223H200V221H198ZM202 222V221H201ZM206 222V221H205ZM205 222H203V223H205ZM54 223V225H56ZM120 223V222H119ZM122 221H121V224H119V225H122ZM125 223H128V222H124L123 223V225H125ZM138 223V222H137ZM140 223H139V225H140ZM211 223H210V226H211ZM218 223V224H217ZM250 223L251 224H253V227H251L252 228V232H249V225H250ZM5 224H7V223H5ZM39 224V223H38ZM64 224V223H63ZM68 224L69 223H66V226H67V228H65V227H62L61 229L63 230V228H64V230L65 229H68ZM71 224V223H70ZM69 224V225H70ZM194 224H195V222H194ZM201 224V223H200ZM212 224V226L211 227H213L214 225ZM52 226H53V224H51ZM76 225V226H77ZM80 225H82V224H80ZM112 225V224H111ZM110 225V226H111ZM118 225V226H119ZM202 225H204V224H202ZM201 225V226H202ZM217 225V226H216ZM239 225V226H238ZM248 225V226H247ZM57 226V225H56ZM117 226V225H116ZM198 226V225H197ZM205 226H206V224H205ZM251 226V225H250ZM57 227H59V226H57ZM57 227H56V229H57ZM90 227V226H89ZM115 226H113L112 228H114ZM207 227H209L208 225H207ZM238 227H241L240 229H238ZM54 229H55V227H53ZM60 229V227L57 229V231H59V230H61ZM70 229V228H69ZM77 229V227L76 228H74V230H76ZM132 229V228H131ZM202 229V228H201ZM200 228L198 229V228H196V230H198V231H200L201 230ZM211 229V231H213L212 230V228H210ZM221 229H222V231H221ZM60 231V233H62L63 231ZM84 230V229H83ZM217 230V229H216ZM236 230H238V232L236 231ZM241 230V231H240ZM56 231V230H55ZM66 231H68V230H66ZM66 231H64V232H66ZM80 231V230H79ZM78 231V232H79ZM223 231H226L225 233L223 232ZM229 231V232H228ZM73 232V231H72ZM83 232V231H82ZM194 232V231H193ZM192 232V233H193ZM196 232V231H195ZM207 232V231H206ZM237 232V233H236ZM239 232L241 233V235L239 234ZM247 232V233H246ZM200 233H201V231H200ZM216 233V232H215ZM217 233V234H218ZM235 233V234H234ZM243 233V234H242ZM66 234H67V232H66ZM234 234V235H233ZM68 235V234H67ZM196 235V234H195ZM211 235V234H210ZM229 235H230V237H232V235H233V237L231 238V239H228L229 238ZM239 235L242 237V238H240L239 237ZM70 236V235H69ZM200 236V234L198 235V237L197 238H200L199 237ZM204 236V235H203ZM202 236V237H203ZM207 236V238H208V235H206ZM216 236V235H215ZM78 237V236H77ZM79 237H81V235L79 236ZM158 237V236H157ZM176 237V236H175ZM175 237H172V238H175ZM217 237V236H216ZM160 238V237H159ZM168 238H170V237H168ZM182 238V237H181ZM206 238V239H207ZM224 238V239H225ZM239 238H240V240H239ZM171 239V238H170ZM184 239H186V238H183L182 240H184ZM193 239V238H192ZM205 239V240H206ZM162 240V239H161ZM166 240V239H165ZM202 240V239H201ZM200 240V241H201ZM204 240V241H205ZM212 240V239H211ZM179 241V240H178ZM181 241V240H180ZM185 241V240H184ZM193 241V240H192ZM208 242H209V240H207ZM112 242H114V241H112ZM182 242V241H181ZM212 242V241H211ZM195 243V242H194ZM216 243V242H215ZM218 243V242H217ZM217 243H216V245H217ZM108 244V243H107ZM113 244V243H112ZM112 244L110 245V247H112ZM116 244V243H115ZM114 244V248H116V245ZM123 244H122V246H123ZM130 243H128V245H129ZM177 244V243H176ZM176 244H174L175 246H176ZM201 244H204V243H201ZM212 244H213V242H212ZM220 244V243H219ZM108 245V246H109ZM127 245V246H128ZM131 245V244H130ZM170 245V244H169ZM171 245H173V244H171ZM181 245V244H180ZM198 245V244H197ZM214 245V244H213ZM234 245V244H233ZM101 246V245H100ZM107 246V245H106ZM105 246V247H106ZM119 246H121V245H119ZM125 246V245H124ZM182 246V245H181ZM205 246V245H204ZM208 246V245H207ZM207 246H205V247H207ZM211 246V245H210ZM230 246H232L231 244H230ZM235 246V247H236ZM249 246V247H248ZM254 246H255V244H254ZM204 247V248H205ZM213 247H215V246H213ZM61 248V247H60ZM120 248V247H119ZM122 248V247H121ZM125 248V247H124ZM245 248L247 249V250H245ZM110 249V248H109ZM111 249H113V247L111 248ZM215 249H217L216 247H215ZM228 249V248H227ZM236 249V248H235ZM257 249V248H256ZM114 250H116V249H114ZM212 250V249H211ZM245 250V251H244ZM252 250H254V248L252 249ZM109 251V250H108ZM116 251H118V250H116ZM120 251V250H119ZM214 252L216 251V250H213ZM218 251V250H217ZM236 251H237V249H236ZM97 252V251H96ZM179 252V251H178ZM106 249L105 248H102L101 247V249H100V251H99V254H100V256L103 258L104 257V255H105V257L107 256L106 254ZM113 253V252H112ZM174 253H176V252H174ZM213 253V252H212ZM250 253V255H251V251L249 252ZM225 255H227L226 253H224ZM223 254V256L225 257V255ZM238 254H240L239 252H238ZM257 254V253H256ZM93 255H95V253L93 254ZM109 255V254H108ZM178 255V254H177ZM210 255H211V253H210ZM215 255H216V253H215ZM215 255L213 256V257H215ZM221 255V254H220ZM229 255V254H228ZM248 254H246V256H247ZM170 256H171V254H170ZM174 256V255H173ZM223 256L221 257L222 258V260H224L223 259ZM242 256V255H241ZM260 255H258V257H259ZM95 257V256H94ZM101 257H100V259H101ZM185 257V256H184ZM191 257V256H190ZM261 257H260V259H261ZM96 258V257H95ZM98 258V257H97ZM171 259H172V257H170ZM210 258V257H209ZM212 258V257H211ZM210 258V259H211ZM248 258H250V256L248 257ZM247 258V259H248ZM99 259V260H100ZM186 259V260H185ZM183 258V261L185 260V261H187V258ZM196 259V258H195ZM195 259H194V262H196L195 261ZM214 259V258H213ZM229 259V258H228ZM254 259H255V257H254ZM258 259V258H257ZM263 259H261V260H263ZM94 260V259H93ZM103 260V259H102ZM170 260V259H169ZM168 260V261H169ZM174 260V259H173ZM219 260H220V258H219ZM227 260V259H226ZM249 260H251V259H249ZM253 260V259H252ZM176 261V260H175ZM181 261V263L180 264H183V262H182V259L180 260ZM184 261V262H185ZM211 261V260H210ZM258 261H259V259H258ZM94 262V261H93ZM98 262H100V261H98ZM191 262L193 263V260H190V261H188V263L187 264H191ZM212 262V261H211ZM216 262H217V260H216ZM215 262V263H216ZM231 262V261H230ZM252 262V261H251ZM254 262H255V260H254ZM174 263V262H173ZM176 263V262H175ZM174 263V264H175ZM199 263H201L200 261H199ZM198 263V264H199ZM214 263V264H215ZM223 263H224V261H223ZM94 264V263H93ZM177 264V263H176ZM195 264V263H194ZM206 264V263H205ZM222 264V263H221ZM225 264V263H224ZM227 264H229V260H228V262H227Z\"/></svg>","mask_w":264,"mask_h":264}]
</instances>
